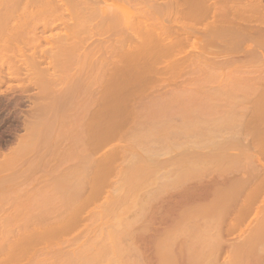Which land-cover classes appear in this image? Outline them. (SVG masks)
<instances>
[{
    "label": "rangeland",
    "instance_id": "1",
    "mask_svg": "<svg viewBox=\"0 0 264 264\" xmlns=\"http://www.w3.org/2000/svg\"><path fill=\"white\" fill-rule=\"evenodd\" d=\"M25 1L27 2V0H25ZM25 1L23 0V3ZM29 1L31 2V0H28V2ZM41 1H43V2H41ZM41 1L40 0H37V1L34 0V2H31V4H32L31 9L36 10L35 13L33 12V15L30 14L31 16H28V14H25V13L23 14L22 8H24V6H25L24 4H26V3H24V4L22 3L20 5V7L21 6L22 7L19 11V14L22 12L21 16L18 15L19 18L17 17L16 19H17V21H19V23L22 22L24 29L26 27L27 29L30 30L29 32H32L31 31L32 29L35 30V27L33 28L32 24L34 26H38V28L37 27L36 28L38 29V31H40L41 30L40 28L43 29L42 25L45 26L44 24L46 22L50 23L52 20L55 19L54 20L55 21V27L53 28V30L49 29V31L47 30L46 32H43V33H45V35L40 33V32H42V31H40L39 34H41L40 38H42V39L36 40L34 38V41L36 40V42H37V44H35V42H32L29 39V38H31L30 36L32 33L29 36V34H28L29 32L28 33L26 32L28 37H29V38H27L26 35L23 36V34H26L23 31L24 29L22 30L23 34L20 35L21 31L19 30L20 28L18 27L19 31L18 30L17 31L19 33V37L20 36L26 37V38H22V37L19 38L20 42H22V43H20V44L18 43V41H19V40H17L18 36H16L17 37L16 39L12 38L14 40V42H13V40L10 41V42H13L11 44L9 43L10 45L7 44L8 45L7 46L6 44H0V63L4 64L5 62H7V63L10 62V64H8V65L4 64V66H3V64L2 65L0 64V67L2 66L1 71H0L1 72L0 73L1 74L0 79L2 78L3 79L2 81H4V82H1L2 84L0 83V243H1L0 247H2V249H4L3 250L4 255H2V254H1L2 256L0 255V263L1 264H28L30 262V264H33L34 261L36 262L38 257H43L42 255L45 256V254L46 255L49 254L51 256V254H55V252L57 253L59 250L60 251L65 250V251H62V253L63 252L67 253L66 250L73 251L75 248H77L76 250H78L79 249L78 243H80L83 240V241H85V244H86V240L88 241L90 236H93V234L95 233V230L97 231L98 227H101V226L106 227V225L111 226L112 224H114V221L117 218L118 219L120 218L123 221L121 223L122 225H120L121 227L120 226L118 227L120 230L118 229L119 231L117 230V232L119 235L123 236V237L121 236L122 237L121 245L124 248H126V250H127L126 255H128V257L125 258V261L127 264H133V263H130V262L134 261L133 259H136L135 262L141 261V262H139L141 264H146V261H147V263L149 262V264H154L155 261H156L155 264H157V263L163 264L164 257L162 255H160V254H162L161 253L162 251L159 252L158 249L162 243H163L162 245H165V243H166V246H167V243L169 242V241L167 242V240H166L167 238H165L166 237L165 234L168 235V237H169L170 232L171 233L175 232L176 228H178L177 229V231H178L180 229V227L182 228V226L184 228L188 227V229H189V226L193 227V225H195V226L197 225V224H194L196 221H198L197 222L198 225L196 227H206L207 228L209 226L208 227L209 230H212L211 228L215 227V230L218 231L220 236H222L221 234H223L225 232L223 234L224 237L226 236L225 239L227 240L229 238L230 241L227 240L228 242H226V240H225V242H224V240H223L222 242H224V244H225V243H230L232 240H234L235 242L234 241L231 242L234 245H231V243H230L232 248H231V246L225 245L226 247L224 246L225 249L222 250L223 252H221V251L219 252L220 254L222 253L221 255H219L220 256L219 261H215V259L214 258L212 259V257H215V255L219 254V253L217 251V252H215L216 254L215 253L213 254V251L211 252L209 249L212 248L211 245H213L214 242L217 243L220 240V236L217 237L218 234H217V236L215 235L217 233V231L212 230L211 231L212 235H210V237H209L210 240L207 239L208 241L202 244L203 245V252H205L207 250L209 251V252L208 251L206 252L207 254L209 253L208 256L206 253L204 255V253L202 251H201V253H203V254L201 256L200 255L197 256L196 255V254H198L197 252H195V256H194V253L190 252L191 250L188 252V250L190 248L187 244H189V242L187 243V240L185 238H183V236L178 235L181 237H178V236L175 237L173 234L174 240L177 243L174 242V240L172 239L173 241L171 240L170 242H172V243L174 242V243L171 244L169 242L168 246H174L173 248L172 247L171 248L169 247V248L171 249L170 251L174 252V254L176 256V259H175L176 261H174L175 264L176 263L177 264H182V263L183 264H212L213 261H214L213 264H219V263L222 264V260L224 259V256H229V258H230L229 261L236 260L238 255L236 253L237 250H235V248H234L235 245L239 244L241 241H243L245 239L244 237H246L249 233L256 232V230L258 229V227L260 226V224L264 220V216H263L264 215V206H263L264 205V199H263L264 192H262V190L259 189L260 191H258V197L256 195L254 196L255 198L257 197L256 201L254 202L255 204H254L252 202V201H254L253 200L254 197L252 196L254 194L251 195L252 197L248 196V190L251 188V185H252L251 182H249V183H251V184H249L250 185L249 187H245L248 190L245 188H244L245 190L242 189V191L244 190L245 192H242L241 188L244 187L246 182H243L244 183L243 185H241V183L240 184L238 183L240 185V186L238 185L240 188L238 189L239 191L237 189L236 190L238 192L241 191L244 195L243 194L240 195L241 193L236 194V192H234L235 193L234 194L233 192H231L232 194H230L229 196L232 195L234 197L227 196V194L224 191L221 192L222 190L220 188H219L220 191H218V189H217L218 187L217 188H215V187L218 185L220 186V184L216 185L214 187L215 190L212 189L213 191L211 192L212 201H211V199L209 197L210 195H209L208 196L209 201L205 200V201H201L199 203V205H197V203L195 205V203H194L193 207H191L192 205H189V206L184 207V209L181 208L179 211L180 216H178L179 222L177 220L178 219L177 217H175V218H177L176 220L174 218L173 221H171L172 223L169 221V219L167 221V219L163 218V220L164 219L166 220V223L170 222L169 224L166 225L165 220L164 221L161 220L162 217L152 218L149 214H151L150 212L153 210L152 207L155 208L156 207L155 205L159 206V204H157V203H163V201L165 199H167V197H169L170 194L174 193L176 190L180 189V187L184 186V184H186V182L189 179L193 180L195 177L197 179L198 178L201 179L202 178L201 177L202 176L201 171H204V168L210 169L211 172L209 173V170L206 169L207 171L205 170V172L202 173V174H204L203 176L205 177L207 174L208 175L210 174V176L213 177V175H215V174H214V172L212 173V171H214V168L217 167V166L214 167L213 165L217 164L219 167H220V165H222L224 153L226 154L225 155L226 157L224 156V158H226V159L228 158L227 155H230V154L231 155H235V154L237 155L238 154L239 157L241 155V158H240L241 160L239 159V161L240 162L242 161L241 162L242 165L237 159V158H239L238 156L237 157L231 156L233 161L231 160V158L229 156V158H228V159H230L229 163H228V161H226V159H224V164H226V166L223 164L221 166L222 167L221 171H219L220 169L216 168L217 172L215 170V173L218 174V176H216L217 180L223 181L222 178H224V176H227L226 178H228L227 179L228 180L227 183H228L232 177L237 178V176L239 175L238 177L241 178L244 176L243 174L245 172L246 173L249 172V174L252 173V175H253V173H255L254 171H256V168L260 169L259 166L262 167L261 164H264V163H262V162H264V142L262 140V139H264V137H262L264 135V132H263V134H261V133L264 130V129L262 130V128H264V126H263L264 125V117H263L264 116L263 115L264 110L259 111V108H260L259 105L257 104V108L259 107L257 109L256 106H254V105H256V102L251 100V99H253V97H254V99L257 101L259 98H262V96H260V92H261V95L263 94V98L261 99L262 101L259 99L258 102L261 101L262 103L259 102V104H261L260 106H262V108H264V104H263L264 103V101H263L264 100V93L259 90V89H261L260 87H264V80H263L264 79L263 78L264 72L261 74H259V73L254 74L253 73V75H255V76H252V75L250 76L249 74L247 75V73L244 74V77L242 76L245 79L244 82H246L248 80L245 85H248L247 83H249V82H252V84H250V83L249 84L253 85V83L255 82L256 86H257V82L263 81V84L258 83L259 86H260V84H262V85L259 87L258 91H256V92H251V91L250 92H244L240 89L234 90L231 88H230V90L227 89L228 92H226L224 89H220V87H218L219 84L221 82H223L222 80L220 82L219 79H221V78L218 79L216 77L217 78L216 79L215 77H213L212 79H210V77H209V80H208V77L206 79V76H203V75L200 76L199 75L200 73H197V72H196V74L198 76L196 74H194V76H192V72L194 73V71L191 70L192 68L190 69L189 67L185 66V64L184 65L182 64L183 63V61H182L183 57L182 56H185V54H187V57L189 56L187 59H189L190 54L188 55V53L190 52V53L196 55V53H193V50H195L194 52H196V51L198 52L197 49H200L203 46V44H192V42L194 41L192 38V39H190L191 42L190 43L188 42L189 44L187 43L188 45H187V47H185L187 49L186 53L182 49L183 53H174L172 55V54H169L170 53L168 51L169 48L164 49V47H169V45L168 46L165 45L166 44V42H164L165 39L168 41L170 40L169 35L166 34L168 32V30H167L165 24L166 25L168 24V27H170V25L172 24L171 20L174 19L173 16L176 17V15L174 13H173L174 14L173 15L172 12L170 11L171 9L170 10L166 9L169 6L168 4H169L170 0H168V2L166 0H164V1L163 0H152V4H150L151 0H136L134 2H131L132 4L133 3L136 4V5H133L132 7H131V3L128 4V2H127L128 0H112L111 2L116 3V5L117 4L118 5L126 4L127 7H131V9L125 8V9H128V12H124L123 15L120 14L121 11H123V10H121V9H120L121 11L117 10V13L119 12V14H120L119 16L121 17L120 20L122 22H124L125 24L127 22H130V20H132V21L135 19L138 20V18H139V20L137 22H139L141 20L140 18H143L142 15L139 17V14H142L144 12L143 10L145 9V13H143V14L150 16V17H147L149 19L148 20L145 17V15H143L144 19L147 20V22H149V23L151 22L152 24L154 23L155 26H157L159 23V25H158V26H160V27H158L159 29H161L162 26L164 25L163 28H165L166 31H163L164 30L163 28L161 31L166 32V33H163V35H162V33L160 34L161 37H163V40L160 39V40H162V42L160 41L161 45L157 44L158 45L157 47L159 48V46H160L162 49V46H163V49H164L163 52L167 53V54H165V56L163 55L164 56V58H163V57H161V55L164 53H162V54L157 53L158 51H159V53H161L162 50L160 51L159 50L160 48L159 49L153 48V51H151L147 55L150 54L151 58H152V55L154 56L156 54L155 56H158V57L160 55L159 58L160 59L163 58V62L166 63L167 60L164 61L166 59V55L167 56L171 55L170 58H173V56H177L179 54L178 58L182 57V58H180L182 61V63H181L182 65H179V66H181V67L184 66L185 69L188 68L189 70H191V78H193L195 80H193V79L190 80V78L188 77V75L190 76V74L186 75L187 73L186 74L184 73V72H189V70L185 71L184 68L181 69V67L175 66L176 64L174 66L178 67L179 69L178 68L177 69L179 71L176 68H175L176 71H173L174 66L172 67L173 69L170 66H168V63L170 64V61H172V60H170L169 57H167L169 60L167 61L166 64H167L168 68L172 69L171 70L172 72L169 70L170 72L168 73V69H167V72L164 74L163 71L165 70V68L162 67V68H164V70L162 68H158V65H159V67L161 66L159 64V62L161 60L159 61V58L155 57V59L156 60L158 59V61L153 60L154 65L156 66V64H157L155 62H158V64H157V67H153V68H155L156 70L159 69L158 71L159 72L162 71L163 73H158V71H157L158 74H156L155 73L156 70H154L152 68L154 72L151 73V75L153 77L152 78L150 77L148 79L145 77V75L147 73H149L148 72V71H150L149 66H151L150 64H152L150 62H152V61L150 60V62H149V60H148V63H147L148 66H147L146 64H144L146 62V60H144L146 57H144V58L140 57L142 59L141 60L138 57V56H140V54H137L138 56L136 55L137 56L136 57L137 58V60H136V74L135 73L134 74L136 77H139L140 75L144 76L143 78L140 77L139 81H140V79H141V81H142V79H144L143 81H145L144 83H145V85H147V86H145L143 81L142 82L137 81L138 83H140V86L136 83L138 89L141 90L142 89L141 86L147 88L149 86L150 82L152 83L150 85L154 84L156 87L149 86L147 89L143 88V89H145L143 91V93L141 92L143 89L141 91L136 89V93L138 90L139 93H137V94L138 95L140 94L139 97H138V95H135V99L136 98L138 99V100L136 99V103L138 102L139 104H137V105L140 106L139 107L136 105L138 107V108H136V116L138 114L140 115L142 113L141 111H143L145 106H148L147 102L148 103L150 102V101H148V98H149V100H151L152 97L158 96L157 97L158 99L161 98L162 100H165V101L168 100L166 102L164 101V103H165L164 107L166 105V107H165L166 110L165 111L163 110V112H164L163 113L164 116L162 114V116H163L162 120L163 121H156L158 123L155 122V123H153V125L148 126V124L142 125L143 123L142 124L136 123V120H133L138 125H133L134 122L131 123L132 125H130V122H131L130 119L133 116L130 119L128 118L130 122H128V120H126L127 118H125V115L127 113L129 114V112H128L129 110H126V109H128L127 105L129 104L128 107L130 106V103H129L130 101H128V104L126 102L127 105L126 104H125V106L123 105L122 108L123 109L125 108L124 110L126 111L123 120L125 119L126 121L125 120L124 121L128 122L129 126L128 125L126 126V124H128V123H126L124 125L122 124V127L124 126L123 128L120 127L121 126L120 125L119 127L122 129H120V130L118 129L117 130L118 132L115 131V133H114V131H111L113 133V135L111 132H109V133H111L110 136L107 137V139L105 137V139H104L106 141V142L104 141L105 143H103V141H101L103 144L102 145L101 142L99 143L100 140L98 141V139H96L97 138V135H96L97 134V128H94L95 126L93 123H91V124L94 127L91 126V124L89 123L90 117H93L92 112H93L94 106H90L93 108L92 109L89 108V111H85L88 114V116H87V114L82 113L83 115H85L83 117H86V121L87 120L89 121V122L87 121L88 123L87 122L85 123V118L83 121H78L76 119L77 115H81V114H79V111H76V109L79 106H81V104H78V100H77V103H74V101H72V100H68V101L64 100L65 102L64 101L61 102L62 104H59V105L62 108V112H60V113H58V112L55 113L56 108H54L51 105L49 106L48 103L52 104L53 100L55 98L54 96L63 94L65 92V90H69L71 88V86L74 85V83H76V82L79 83V80H81V82L79 84L81 85L82 88H80L81 90L78 88V91L76 93L77 94L81 93L80 97L82 99L84 97L87 98L88 95L94 94L95 93L94 90L96 88H98L96 78H97V75H99V73L97 71L94 74L92 73V72H95L94 67H93V70L91 72V67L94 65V63L93 64H90V63L95 60V58H94L95 53L90 55L92 60H91V58H89V56H88L89 54H86V53H85L86 55L81 57V55H83L84 49L85 50L87 49V51H89L88 48L92 49L91 47L94 44V42H95V45H93V48H96L95 46H97V47L102 46V44L100 45V43L96 44V42H97L96 39L98 40V42L103 40L104 38L105 39L109 38L113 41L114 38H117L116 36H118V37L122 36V38H123L124 35H128L127 37L130 38L131 35H130L129 31H131V30H129L128 31L129 34H127L128 33V32L126 33L127 29H125L126 26H125V28H123L122 24L121 25H122L123 30L122 29L119 30L118 28H117V30L114 28L111 29L112 27L110 25L104 24L105 19H104V17L102 18L101 14H99V13L96 14L97 16H95V13L93 15L90 13L85 14V13L80 12L81 13V15H80V13L77 12V13H79V15H78V14H75L76 12H74L75 15H72V13H73L72 12L71 14L67 13V14H69V15H67L68 17L62 18V16L66 15L65 13H64V15L61 14L62 16H59V15L56 16V14L54 13L55 15H53V13L50 10L48 12L47 9L49 7V4L52 3L50 0H47V1H49V4H46V5H48L46 10H45L46 6L44 4V1L45 2H47V1L46 0H41ZM73 1H75V2H73ZM157 1H159L160 5L162 4L163 6H165L166 11H165V9H163L162 6L157 4ZM165 1L168 4H165L166 3ZM0 2H3V1L1 0ZM69 2H71V1H69ZM83 2H82V4H83ZM206 2L211 3L212 0H208V1L206 0ZM72 3H77V1L72 0ZM119 3H121V4H119ZM154 3H156V5H159L161 9L158 8L159 6H156ZM152 5L155 6V8H157V9L154 8L156 11L153 9L151 10V8H149ZM153 6H152V8H153ZM0 7H2V6L0 5ZM145 7H147V8H145ZM140 8L143 9L142 12L140 11L141 10ZM148 9L151 10L149 13H148V11H149ZM152 11H154V12H152ZM163 11H164V14H163ZM170 12H171V14H170ZM199 17L197 19L200 20L201 17L200 18ZM122 18L124 21L122 20ZM101 19L102 20L104 19L103 24L100 21ZM193 19H192V21H195ZM126 20H127V22H126ZM189 21H190V23L192 22L191 20H189ZM25 22H26V25L28 22V26L30 24V26H29L30 28L25 25ZM97 22H98V25H96ZM99 22H100V26H99ZM141 22H143V21H141ZM149 23H147L148 26H149ZM151 23H150V27L152 25ZM169 23H171V24H169ZM193 23H195V22H193ZM193 23H191V24H193ZM254 24H256V23H254ZM105 25H108L109 28H108V26L106 27ZM121 25H119L118 27L120 28ZM153 25H152V28H154ZM196 25L201 26V24H199V22ZM21 28H22V26H21ZM105 28H106V30H105ZM154 29H156V27ZM114 30H115V32H114ZM99 31H100V33L98 34ZM161 31L159 30V33ZM123 33H125V34L123 35ZM67 34H70L69 39L71 41H73V43L71 42L72 44L69 47L73 46L74 43H76V42H77V44H75L74 46L77 45L78 47L77 46L76 47L78 49L80 46V50H78V51H82V52L77 51L78 54L80 55L79 56L80 59H79V57H77L78 54H75V53L73 55L74 57L71 58L73 52L70 50L69 51L71 53L68 50L64 51L67 54L66 55L65 53H63L62 49L60 48L61 47L60 44L58 45V43H59L58 41H60L64 37H66ZM116 34H118V35H116ZM32 35L34 37V34H32ZM71 35H72V37H71ZM100 35H102V36L99 37ZM104 35H105V37H103ZM129 35H130V37H129ZM167 35H168V39H167ZM138 36L139 35L136 34L137 40L141 39V38H139L141 36H139V37ZM33 37H32V39H33ZM67 37H68V35H67ZM133 37L134 36H132L131 39ZM202 37L204 38L205 36H201V38ZM101 38H103V39H101ZM124 38H126V36ZM134 39H135V37H134ZM134 39H132L130 42L128 41L130 39L126 40L128 42H126L125 46L128 47V50L130 48H132L131 46L134 45V43H133ZM204 39L207 40V38H204ZM15 40H17V42ZM206 40H203V41H206ZM74 41H76V42H74ZM203 41L201 40V42H203ZM137 42H136V44H137ZM201 42H199V43H201ZM14 43H16V44H14ZM38 43H40V44H38ZM140 44L141 43L139 41V45H137L136 49L141 47ZM2 45L5 47H1ZM17 45H19V46L17 47ZM89 45H91V47ZM149 45H151V44H149ZM178 45L179 44H177L176 46H178ZM181 45L182 44H180L178 47H180ZM183 45L185 46L186 44H183ZM193 45H195V46H193ZM196 45L198 47L199 46L200 47L198 48ZM219 45L221 46L223 44H219ZM219 45L214 44V46H212V44H210L209 46H212V47H214L213 49H215V48H218ZM35 46H39L40 48L36 47V49H34ZM81 46L84 47V48H82V50H81ZM209 46H208V48L210 49L211 47H209ZM127 47H126V50H127ZM134 47H135V45H134ZM178 47H174V44H173V49L177 48L178 50L179 49L181 50V47L184 48L183 46H181L180 48H178ZM206 47H207V45L204 48H206ZM3 48H5V49H3ZM1 49H2V52H1ZM17 49L19 51H16ZM37 49H40V51L38 50V52H37ZM60 49H61V51H60ZM154 49H156L157 52H155L156 50H154ZM166 49L168 52L167 51L165 52ZM213 49L211 48V50H213ZM23 50H24V52H21ZM32 50L34 52H32ZM41 50H43L46 53H43ZM73 50L75 52L76 49L73 47ZM137 50H139V49H137ZM137 50H136V53H137ZM216 50L217 49L214 50V53L216 52ZM218 50H220V49H218ZM26 51H27V53H25ZM49 51H50V53H49ZM54 51H56V52H54ZM59 51H60V53H59ZM175 51H173V52H175ZM200 51L201 50H199V52L197 54H199ZM39 52L42 53V55H41L42 57L40 56ZM51 52H52V54L56 53L55 57L53 55L54 58H52V56L49 57V54H51ZM1 53H2V55H1ZM23 53L26 55H24ZM36 53L38 54L37 59L39 60V63L41 64V65L38 64V68L40 71H43V69L45 70V72L47 71L46 73L42 72V73L46 74L45 75L46 78L42 79V77L41 78L38 77L39 78L38 79L36 77V75L37 76L39 75V74H37V71L35 70V73H34L32 66L31 67L29 66L30 65L29 61H31V58H33L34 57L33 55H36ZM62 53L64 54V56H62L63 55ZM69 53L71 54V56L68 57V55H70ZM103 53H104V51H103ZM103 53H102V55H103ZM212 53H213V51L211 52V54ZM256 53H257V55L254 54V56H256V57L258 56V60H259L261 55L264 56V50L261 51V49H260ZM3 54H4V56H3ZM5 54L7 55V58H5L6 57ZM17 54L18 55L20 54L18 56V58H17ZM100 54H101V51L99 54H95L96 55L95 57L97 58ZM105 54L103 55L104 58H106L108 56L109 58L107 57V59H109L110 61L116 60V59H114V56H112V52H110L108 55H107V53H105ZM175 54H177V55H175ZM211 54L208 55V53H207L208 56H211L210 58H214L217 55V54L216 55L213 54L214 56L212 57ZM11 55L13 57L12 62H11V59L8 60V58H12ZM23 55L25 57H23ZM47 55H48V57H47ZM29 56L30 57L32 56V57L29 59L28 58ZM39 56H40V58L45 57L44 58L45 62H44V59H40ZM131 56H133L132 59L135 57L134 55H131ZM14 57H15V59H17V61L14 59ZM67 57L70 60L69 62H66V61H68V60H66V59H68ZM76 57L78 59H76ZM87 57L91 60V61L89 60V63H88ZM112 57H113V59H112ZM148 57H147V59L150 58V57L149 58ZM217 57L219 58L218 55H217ZM74 58L76 61L74 60ZM83 58H85V59L87 58V60H85V62H84ZM100 58L102 59V56ZM100 58L98 60L97 59L96 60L99 61V60H101ZM123 58H124V56H123ZM129 58L130 57L128 56V59ZM249 58L253 59L255 57L252 56ZM63 59L66 60L64 63H67V65L62 63ZM81 59H82V64L78 63V61L80 62ZM124 59H125L124 61H126V58H124ZM187 59L185 58L184 62H186ZM22 60L26 61V62H23ZM131 60H129V62ZM175 60H177V59L175 58ZM215 60H218V59H215ZM27 61H28V64H27ZM42 62H44V63H42ZM49 62L50 63L53 62V67H52V64H50ZM163 62H160V63H163ZM178 62H179V60H178ZM243 62H247V61H243ZM171 63H173V62H171ZM238 63L239 62L234 64L235 68L237 65H238V67L241 66V65H239L241 62L239 64ZM79 64H81L80 65V67L82 66L81 68L76 66V65L79 66ZM166 64H164L165 67H166ZM244 64L246 65V63H244ZM251 64L252 63H249V65L248 64L247 65L250 66ZM12 65H15V66H12ZM98 65H99V63H98ZM144 65H146L148 68V71H146V72L144 71L145 73L142 72V69L146 70V66H144ZM11 66L15 70H11L12 68L11 69L9 68ZM143 66H144V68H143ZM231 66H233V64ZM18 67H20V69H18ZM27 67L28 68L30 67L29 68L30 70H28ZM41 67H42V69H41ZM47 67H48V70L46 69ZM88 67H90V68H88ZM81 69H83L84 71L83 70L81 71ZM160 69H161V71H160ZM18 70H20V71H18ZM52 70H54V71L56 70L55 72H57V74H59V77L64 78V79H60L59 77L58 78L57 77L52 78V76L57 75L55 72L53 75V72H50ZM86 70L88 73H86ZM180 70H182V71L180 72ZM7 71L11 72V73H9V76L7 75L8 74ZM14 71H17V73L20 74V76L17 74L14 77V74H12V73H14ZM77 72L79 74H81V72H82V74H84V75H80V77H81L80 79L78 78L79 75H77V74H76V76H73L74 75L73 73H77ZM31 73L33 75H31ZM42 73H40V76H42ZM48 73H49V75H47ZM15 74H16V72H15ZM51 74H52V76L50 78ZM125 74H124V77L122 76L123 80L126 76ZM30 75H31V78L33 76L32 79L30 78ZM183 75H185V76H183ZM245 75H247L246 78H245ZM100 76H102V75H99V77ZM108 76L109 75H106L105 77L108 78ZM146 76L148 77L150 75H146ZM259 76H261V77L259 78ZM70 77H75V78H77L78 81H76V79L74 80L73 78L71 80ZM167 77L169 79L171 78L170 84H172L173 82L175 83V85H173V87L171 85L170 86L167 85L169 83L166 81ZM197 77H202V78H198V82L196 83L194 81H196ZM239 77H241L240 74H238V76L234 77V79L237 78V80L235 79L236 82L239 80L238 79ZM242 77L240 78L241 80H242ZM247 77H250V78H247ZM34 78H35V80H34ZM36 78H37V81H36ZM68 78H70V79H68ZM106 78H102V79L106 80ZM163 78L165 79L166 82L162 83L161 81H164ZM184 78L187 79L188 81L185 80ZM203 78H205V79H203ZM50 79H53V80L55 79L56 81L58 80L57 82L55 81L56 85L59 84V85H57L58 87H56L53 80L51 81ZM200 79H201V81H200ZM33 80L36 82L33 83L34 82ZM49 80H50V82L53 83L52 85L49 82ZM61 80L63 81V84L61 83L62 82ZM84 80H85V82H84ZM136 80H138V78H136ZM174 80H176V82ZM146 81L147 82L149 81V83L146 84ZM192 81L195 83L194 85H192L193 89L190 86V83ZM224 81L227 82V80H224ZM39 82H41L42 86L41 85L40 86L42 87L43 90L41 89L40 86H38L40 84ZM177 82H178V84H177ZM82 83H84V84H82ZM160 83H162L161 88H160V85H161ZM187 83H189V84H187ZM255 83H254V85H255ZM35 84H37V85L35 86ZM163 84L167 85V86L165 85L166 88L163 86ZM184 84H186V85L184 86ZM239 84H241V83L238 82V85ZM180 85H182L181 86L182 89H180ZM187 85L189 88H187ZM242 85H243V83H242ZM245 85H243V86H245ZM45 86L48 88L46 89ZM50 86L52 87V89L56 88V90H58L59 92L55 91V90H53L54 92H51L52 89L48 90ZM53 86H55V87H53ZM183 86L186 87V89L184 88V90H183ZM212 86H214V87L212 88ZM170 87H172V88H170ZM174 87H175V90H174ZM217 87H218L217 90H222V91L215 90V88H217ZM39 88L42 90L41 92L39 91L40 90ZM59 88H61L62 91L59 90ZM64 88H67V89H64ZM149 88H150V91L152 88H154V89L157 88V89H160L162 91L155 89L156 93H154V90L152 89V91L148 93L147 90H149ZM165 89H167V90H165ZM169 89H171V91ZM189 89H191V90H189ZM211 89H213V90H211ZM79 90H80V92H79ZM172 90H174V91H172ZM232 90H233V93H232ZM43 91H45V92H43ZM47 91H48L49 95H48ZM95 91H97V89ZM163 91L166 93H164ZM168 91H170V92H168ZM207 91H209V92H207ZM91 92H93V93H91ZM145 92L149 95H147ZM36 93L37 94L42 93V94L37 95ZM158 93H161V94L159 95ZM234 93H236V94H234ZM243 93H245V95ZM246 93L249 94L250 96H248ZM35 94H36V96H35ZM141 94L147 95L146 96L147 99L145 98V95L143 97V100L146 103L142 100L141 97L143 95H141ZM164 94H167V95H164ZM253 94H255V96ZM258 94H259V96L257 97ZM163 95L165 96L164 98H163ZM32 97H33V100H34V98L36 99L37 105H35L33 103V102H35V100L33 101ZM133 97H131V98H133ZM39 99L42 101H40ZM135 99L133 98V100H135ZM2 100H3V103H2ZM250 100L253 103H251ZM43 101H45V102L43 103ZM70 101H72V102H70ZM84 101H85V99H84ZM41 102H42V104H41ZM254 102H255V104H254ZM32 103L34 104V106ZM136 103H134V104H136ZM143 103H144V105H143ZM44 104L46 106L45 108H43ZM77 104L79 106L76 108ZM205 104H207V105H205ZM39 105L43 109L40 108ZM47 105H48V107H47ZM169 105L173 108H171ZM167 106H168V109H167ZM30 107H31L32 111L30 110V112H29ZM32 107H34L35 109ZM37 107L40 108L41 110H39ZM131 107L132 106H130L129 108L131 109ZM141 107H143V109ZM155 107H154V109L156 110ZM169 107H170V109H169ZM252 107L254 110L252 109ZM17 108H18V110H17ZM37 109L39 112V113L38 112L37 113L39 115H37V113L34 115V113L36 112L35 110H37ZM256 109H257V111H259V114H260V112H261V114L263 113L262 114L263 116L261 114H260V116L258 115L259 117L262 116L263 119H261V120L259 119V121H258V119H257L258 117H256L255 118L256 121H258V123H259L260 121L262 122V120H263V122L260 123L259 126H258V123H254L255 127L257 125L256 128L254 126L253 127L252 126H246L247 124H249V122H250V124H252L253 122L250 121V119H247V120H249L248 123L247 122L243 123V122L247 121L246 118H249V116H250V118L251 117L253 118L254 113L252 115V113H251L252 110L254 112H256V115H257L258 112L256 111ZM91 110H92V112H91ZM95 110H94V112H95ZM171 110H172V112H171ZM260 110H262V109H260ZM22 112H23V114H22ZM40 112H42V113H40ZM90 112H91V114H90ZM131 112H133V111H131ZM26 113L28 116H26ZM28 113H30V114H28ZM31 113H33L34 116ZM170 113H172V114H170ZM174 113H177V114H174ZM72 115H74V116H72ZM169 116H170V119H169ZM88 117H89V119H88ZM175 117H176V119H175ZM33 118H34L35 123H33L34 122ZM164 119L166 120V123H168V124H166L167 126L162 127L163 128L162 129L160 127L165 124ZM255 119H254V122H255ZM24 120H26V121L24 122ZM36 120H37L38 124H37ZM251 120H253V119H251ZM27 121H30L31 123H29ZM174 121H175V123H174ZM15 123H16V125H15ZM169 123L171 125H172V123H174L173 124L174 126L169 125ZM154 124H156L155 126L156 127L158 126L160 129L155 130L156 127L154 126ZM158 124H160L161 126H159ZM244 124H245V126H244ZM23 126H25V127H23ZM150 126L155 127V128L153 127V129L156 132H154V131H153L154 133L152 132L155 135L149 133L150 132L149 131ZM242 126H244L246 129H244ZM26 127H28V128L26 129ZM114 128L117 129V127H114ZM250 128H252L253 130L255 129V130L253 131ZM100 129H102V128H100ZM150 129H151V127H150ZM102 130H103L102 134H104L105 130L104 129H102ZM110 130L108 129V131H110ZM241 130H242V132H241ZM245 130H246V132H245ZM257 130H258V133H257ZM259 131H260V133H259ZM208 132H209V134L210 133L211 134L214 133V134H212V135L208 134L207 135ZM219 132H221V133L217 134ZM236 132H238V133H236ZM247 132L249 133L248 135H246ZM106 133H105V136H108L109 133L107 135H106ZM226 133H228V134H226ZM22 134L25 135V137H24V135L22 136V137H24L23 138L24 140L20 137ZM222 134L224 135V138L222 137L223 136ZM235 134H236V136H235ZM255 134H258V135H255ZM135 135H136V147H134L133 142L131 140ZM218 135L220 136V138L222 137L221 138L222 141L220 138H218ZM252 135H255L257 138L255 136H252ZM204 136L205 137L214 136V137L206 138L207 139L206 140L204 138ZM228 136H229V138H228ZM246 136H247V138H245ZM250 136H252L251 137L252 139H253V137H255V141H256L255 143L252 141L251 138H249ZM98 137H99V133H98ZM100 137H101V133H100ZM108 138H109V140H108ZM225 138H227V139H225ZM260 138H261L262 143L260 142ZM203 139L208 142L207 144H209V146H212V142L208 139H212V141L215 140L213 143V146L216 144V146L218 145V147L215 146V148H216V149L214 148L215 150L214 149L210 150V147L206 146L207 144L206 145L204 144L206 147H208V149H206V147L204 145H200V142L204 141ZM19 140H21V141L19 142ZM226 140L229 142L230 147L227 145L228 148H223V146L226 147V145L224 144V141H226ZM232 140H235V141L232 142ZM195 141L197 142L198 146L200 145V147H198L195 144ZM209 141H210V143H209ZM218 141L219 142L221 141V142L219 143ZM234 142L238 146H236L234 144ZM221 143L224 145L221 146ZM256 143H257V145L255 146L254 144H256ZM232 145H234V146H232ZM202 146H204V148H202ZM213 146H212V148H213ZM254 146H255V148H254ZM221 147L223 149H227V150L229 149V152H231V153L229 154V152L227 151L228 152V154H227L226 150L219 149ZM231 148H233V149H231ZM236 148H238V149H236ZM239 148H241V149H239ZM245 148L246 149L249 148V149H247L249 151H248V153L246 151V154L244 153L246 150ZM150 149H153V151H150ZM209 150L210 151L213 150L212 153L210 152V156H211V154H212V156L217 155V156H215L214 160L217 158H221V161H220V159H217L218 163H217V161L213 162L214 161L212 159L213 157L212 158L210 157L211 159L209 158V155H208ZM156 151H158V152H156ZM223 151H224V153L221 154L222 156H220V153H222ZM151 152H153V153H151ZM154 152L156 154H154ZM213 152H214V154H213ZM215 152H216V154H215ZM249 152L251 153L250 155H249ZM152 154H154V155L152 156ZM218 154H219V156H218ZM135 156H136V166L142 167L144 165L145 167L148 168L147 172H145L146 175H144V176L142 175L140 180L136 181L135 191L129 190V187H128V189L125 188L126 190L124 189L123 191H121L120 195L127 196V197H126V199L122 198V200L120 199L121 201L116 202L115 198L113 199V197L115 196V194H117L116 193V187L118 184H120V181L122 180L121 178H123V177H121V175L123 176L122 171L125 170L127 168V166L132 164V160H134ZM205 156H207L210 160H208L207 157L205 158ZM151 158L154 160H152ZM200 158H203L204 161H203V159L200 160ZM234 158H236V159H234ZM243 158H244V160H243ZM256 158H257V160H256ZM105 159L106 160L108 159V161L106 162ZM197 159H199L198 161H200V162L203 161L206 163L205 166L202 165L204 168L202 167L203 170H200V173H198L199 171L197 170V168H198L197 166L200 164L199 165V167H200L203 162L198 163ZM211 160H213V161H211ZM234 160H236L237 163L234 162ZM246 160H247V162H246ZM251 160H254V161H251ZM104 161L106 163H104ZM207 161H208V163L210 162V163H214V164H209V166H208ZM219 162H221L220 165H219ZM227 163H228V165H227ZM255 164H256V166L258 165V167H256ZM148 165L151 166L152 170H150V166H148ZM211 166H213L212 167L213 170L211 169ZM241 168H243V169H241ZM232 169H234V170H232ZM237 169H238V171H237ZM149 170H150V172H149L150 174L148 173ZM194 170L195 171L197 170V173ZM231 170L234 172L230 173V172H232ZM151 171L152 172L154 171V172L151 173ZM235 171L237 172V174ZM226 172L228 174L230 173L229 174L230 176L227 175ZM219 173H221V174H219ZM225 173H226V175H225ZM222 174H223V176H222ZM220 175H221V177H219ZM246 175H248V174H246ZM252 175H250V176L252 177ZM210 176H207V177H209V179H211ZM187 177H189V179ZM216 177L214 176V178H216ZM251 177H249V178H251ZM156 178H159V179H156ZM185 178H187V179L185 180ZM205 179L207 180V178H205ZM239 179H238V182H239ZM182 180L184 181V183H182L183 182ZM191 180H189V181H191ZM247 180L249 181L248 177H247ZM256 180L257 179H254V180L252 179L254 184H255ZM230 181H232V179ZM227 183H226V185L221 184L224 186L223 190L226 187L229 188L231 186L230 184H232V182H230V183H228V186H227ZM263 183L264 182H262V183L259 182V185H262V187H263L264 186ZM257 184H255V185H257ZM233 185L234 184H232V186ZM259 185H257V186L260 187ZM223 186H220V187H223ZM234 186H233V188H234ZM241 186H243V187H241ZM177 187H179V188H177ZM237 187H235V188H237ZM262 187H260V188H262ZM216 189L218 191L217 193H215ZM231 189H232V187H231ZM251 190H253V187L251 188ZM257 190L258 189H255V191H257ZM263 190H264V188H263ZM227 191H230V190H227ZM232 191H234V189ZM253 192H254V190H253ZM259 192H260V195H259ZM168 193H169V195H168ZM219 193H222V194L219 195ZM128 196H130L132 198H136V204L133 203L134 201L133 202L130 201L128 199L129 198ZM216 197H218V198H216ZM224 197H226V198H224ZM240 197H242V199ZM248 197H250V198H248ZM227 198H228V200L230 198L232 200H230V201L225 200ZM160 199H161V201H160ZM247 199H251L250 203L253 206V208H255L257 205L259 207L261 206V208H259L258 206H257L258 208L257 207L255 208L256 210L260 209V212L258 211L259 215L255 214L256 213L255 209H254L255 212H253V208L251 209L252 206H249L246 209V206H245L246 204L243 205V203L245 200H246L245 202H247ZM218 200H219V202H218ZM233 200H234V203H232ZM110 201H112V202H110ZM109 202H110V204L112 203V205H110ZM228 202L231 204L229 206L230 208L228 207ZM117 203H118V205H117ZM122 203H124V204L122 205ZM131 203L135 204V205L129 206ZM146 203H148L149 205H147ZM226 203H227V207L222 205V204L226 205ZM248 203L249 202H247V204ZM113 204H115V205H113ZM145 204L147 207L144 206ZM109 205L112 207H110V208L107 207ZM203 205L207 206L208 209L206 210V208ZM248 205H250V204H248ZM105 206H106V208H105ZM148 206H149V208H148ZM208 206H211V207H208ZM202 207H204V208H202ZM235 207L236 208L240 207V208H239V210L237 209V211H236ZM242 207H244V209L247 210L246 215H242V216H244V218L246 216V219L242 218V216H241V218L244 219L245 221L238 223V221L240 220L239 215H241L239 213L240 212L245 213L243 211L244 209H241ZM196 208L199 210L197 213H199V212L201 213L202 211H203V213H201V214L194 213L197 210ZM210 208H213V212L215 215L211 212L210 213L212 215L210 213L204 212V211L209 212L211 210ZM187 209H188V211H187ZM201 209H203V210L200 211ZM215 209L217 211H220V209H221V211L218 213ZM227 209L228 210L231 209V210H229L230 212L228 211L229 213H231L230 214L231 216H228L229 214L228 215L225 214L227 212L226 211ZM248 209H251L250 211L253 213H251ZM190 210L194 213V216H193V213H190L191 212ZM233 211H234V213H233ZM247 212H248V214H247ZM184 213H186V215L181 216ZM205 213L208 215L210 214L211 216L207 215V217H206V215L204 216ZM187 214H188V216H187ZM202 214L204 217L202 216ZM235 214L236 215L239 214L238 215L239 217H237ZM199 215H200V217H199ZM201 216H202V218H201ZM197 217H198V219L200 218L201 220L199 219L200 220L199 221L198 219H195ZM221 217H222V220H220ZM180 218H182V219H180ZM185 218H186V220H185ZM203 218L208 219V220H204ZM211 218H215L214 220H216V222L215 221L214 222L217 224H215ZM230 218H231V220H230ZM232 218H234L233 219L234 221L232 220ZM237 218H239V220ZM157 219L159 222L161 221V223H158V221H156ZM209 219L212 220L211 221L212 224H211ZM236 219L238 221H236ZM151 220L154 222V224L156 222V224L154 225ZM180 220H181V223H180ZM162 221L165 224H163ZM201 221H202V224H201ZM182 222L183 223L185 222L184 225ZM186 222L187 223L189 222V223L187 224ZM203 222L204 223H210V225H207V224L203 225L204 224ZM124 223H125V225H123ZM4 224H9L10 226L5 227L7 225H4ZM179 224H181L182 226ZM189 224H191V225H189ZM160 225H162V226H160ZM201 225H203V226H201ZM214 225H216V226H214ZM249 225H251V227ZM155 226L156 227L159 226L157 233L155 232V231H157V230H155V228H156ZM220 230H222V232L224 230V232L221 233ZM245 230H247L246 233H245ZM119 232H121V233H119ZM123 232H125V233L123 234ZM152 232L156 233V234L154 235V238L151 239V241H152L151 245L149 244L150 247H149V250H147L146 248L149 245L147 246L148 243L146 244V241H144L143 238L148 236V234L150 235V233L152 235ZM164 232H165V234H163ZM243 233H244V235H242ZM34 235H36V236H34ZM152 236H150V237L152 238ZM16 237H18V240H21L22 243L19 244L18 247L15 248V246H17V245L15 243L16 241H14L13 239H15ZM31 237L32 238L34 237V238L32 239ZM150 237L149 238L146 237V238H148L150 240ZM28 238H30V239H28ZM160 238L162 239V241H165V243L162 242ZM171 238H173V237H171ZM171 238H168V239H171ZM182 238H183V240H182ZM218 238H219V240L217 241ZM10 239H12V241H14V243H15V245L13 244L14 245L13 249H12L13 245L11 246V249L8 247L10 242L8 244L7 241ZM213 239H216V240H213ZM15 240H17V238ZM149 240L147 242H149ZM211 240H213V241H211ZM154 241H155V243H154ZM238 241H240V242H238ZM178 242H180L182 244L181 247L179 246L180 243L178 244ZM211 242H213V243H211ZM140 243L142 245H143V243H145L146 247H144V245L142 246ZM157 243H161V244L157 245ZM185 243H186V246H185ZM208 243L210 245H208ZM215 243H214V245H215L214 247H216V245H217ZM87 244L89 245V242ZM153 244H155V245L153 246ZM156 245H157V248H156ZM204 246H205V248H204ZM208 246H209V248H208ZM178 247L183 248V249H184V247L189 248L188 250L186 248L184 250L182 249L183 255L180 254V257L183 258V261L181 259V262L179 261L180 257H178L179 252H177L178 250H180ZM166 248L169 250L168 247H166ZM166 248H164V249H166ZM176 248H177V250H176ZM226 248H228V249H226ZM230 248H231V252L234 248L233 251L235 253L232 252L233 254H231L230 252H228V251H230ZM71 249H73V250H71ZM141 249L143 250V252H141L142 251ZM161 249L162 248H160L159 250H161ZM172 249H174V250H172ZM0 250H1V248H0ZM155 250H156V253H155ZM227 252L230 254H227ZM138 253L140 255H138ZM180 253H181V250H180ZM190 253L191 254L193 253V254L191 255ZM185 254L188 256H186ZM224 254H226V255H224ZM37 255H39V256H37ZM49 255H47V256H49ZM230 255H232V256H230ZM233 255H235L236 258ZM141 257H142V259H140ZM34 258H36V260H34ZM177 258H178V261H177ZM225 258L228 259V257H225ZM131 259L133 261H131ZM187 259H188V262H187ZM227 259H224V262H227L228 261ZM160 260H162V261H160ZM225 260H227V261H225ZM229 261H228V264L230 263ZM138 262H136V264H138ZM216 262H218V263H216Z\"/></svg>",
    "mask_w": 264,
    "mask_h": 264
},
{
    "label": "bare ground",
    "instance_id": "2",
    "mask_svg": "<svg viewBox=\"0 0 264 264\" xmlns=\"http://www.w3.org/2000/svg\"><path fill=\"white\" fill-rule=\"evenodd\" d=\"M1 1V0H0ZM3 2H0V5L2 6V7H0V44H11V43H13L14 42V40L13 39H16L17 37L16 36H18V38H17V40H19V38H26V37H23V36H27V38H29L28 37V35H27V33L30 31L29 29H27L26 27H25V29H24V27H23V25H22V22L21 23H19V21H17V17L19 18V16L18 15H20L21 16V13L19 14V11H20V9H21V7H20V5L23 3V0H2ZM25 1V0H24ZM37 1V0H36ZM41 1V0H40ZM47 1V0H46ZM52 3H50L49 4V1H47V2H45L44 1V4H45V10H46V8L48 7V5H46V4H49V7H48V12H49V10L53 13V15H55L56 14V16L57 15H59V16H62L61 14H63L64 15V13L66 14V15H64V16H62V18L63 17H68L67 15H69V14H71L72 12V15H75V14H78L79 15V13L81 12V13H90V14H93L94 15V13H95V16H97L96 14H101V17L103 18L104 17V19H105V23H104V19L102 20H100L101 22H102V24L104 23V24H108V25H110L112 28L111 29H116L117 30V28L120 30V29H122V25H123V28H125V26H126V28L125 29H127L126 30V33L129 31V30H131V31H129L130 32V35H131V37L132 36H134L135 37V39H134V37L132 38V39H134L133 41V43H134V45H135V47H134V45L133 46H131L132 48H130L129 50H128V47L127 46H125L126 45V42H130L132 39H131V37H130V35H129V37L130 38H128L127 36L128 35H124L125 33H123V38H122V36L121 37H118V36H116L117 38H114L113 39V41L111 40V39H109V38H101V39H103V40H101V41H99L98 42V40L96 39V41L98 42H96V44H99L100 43V45L102 44V46H99V47H97V46H95L96 48H93V45H95V42H94V44L92 45V47H91V45H89L92 49H90V48H88V50L89 51H87V49L85 50L84 49V52H83V55H81V57H83L84 55H86V54H89L88 56H89V58H91V54H99L100 53V51H101V54L96 58L95 56V54H94V58H95V60L97 59H99L101 56H102V59L101 60H99V61H92L90 64H93L94 63V65L91 67V72H92V70H93V67H94V70H95V72H92L93 74L94 73H96V71L99 73V75H102V76H100L99 77V75H97V78H96V82H97V84H98V88H96L97 89V91H95L94 90V94H92V95H88L87 96V98L86 97H84L83 99L80 97L81 96V93H76L77 91H78V88L80 89V88H82L81 87V85L79 84L80 82H81V80H79V83H74V85L73 86H71V88L69 89V90H65V92L63 93V94H61V95H57V96H54L55 98H54V100H53V103L52 104H49L48 103V105L50 106H53L54 108H56V111H55V113L56 112H58V113H60V112H62V108H61V106L59 105V104H62L61 102H63L64 100H66V101H68V100H72V101H74V103H77V100H78V104H81V106H79L78 104H77V106H76V111H79V114H81V115H77L76 116V119L78 120V121H83L84 120V118H85V123L88 121H86V117H83V116H85V115H83L84 113L85 114H87L85 111H89V108H93V107H90V106H94V109H93V112H92V110H91V112H92V116L93 117H90V119H89V117H88V119H89V123L91 124V123H93L94 124V126L91 124V126H93L94 128H97V138L96 139H98V141H99V143L101 142V141H103V143H105L106 141L104 140L105 139V137H106V139H107V137H109L110 136V134L112 133L111 131H114V133H115V131L116 132H118L117 130L119 129H122L123 127H122V124L124 125V124H126V123H128V122H130V125H132L131 123H133L134 122V124L133 125H138V124H136V123H140V124H142V125H147L148 124V126L149 125H153V123H155L156 121H163L162 119H163V116H164V112H163V110L165 111L166 109H165V107H166V105H165V107H164V101L165 100H162L161 98L160 99H158L157 97H152V99L151 100H149V98H148V101H150L149 103L147 102V104H148V106H145L144 107V109H143V107H141L142 109H143V111H139L141 114L139 115H137L136 116V108H138L137 106H139V105H137V104H139L138 102L136 103V99H135V95H138L137 93H139L138 92V90L139 91H141L143 88H145V87H143V86H141L142 87V89L140 90V89H138V87H137V85H136V83L140 86V83H138L137 81H139V78L141 77V78H143L144 76H142V75H140L139 77H136L135 76V74H136V60H137V54H140V56H138L139 58L140 57H142V58H144V57H146L144 60H146V62L144 63V64H146L147 66H148V60H149V62H150V60L152 61V62H150V63H152V64H150L151 66H149V70L151 71H148V68H147V66L146 65H144V66H146V70H143L142 69V72H146V71H148L149 73H147L146 75H150V76H146L145 75V77L146 78H152L153 76L151 75V73H153L154 71H153V69L154 70H156L155 68H153V67H157V64H158V62H155V63H157L156 64V66L154 65V61L153 60H155V61H158V59L156 60L155 59V57H158V56H153L152 55V58H151V55L149 54V55H147L148 53H150L151 51H153V48H158L157 46L158 45H161V43H160V41L162 42V40H163V37H161V33H162V35H163V33H166V32H163V31H166V29L165 28H163V26H162V28L164 29L163 31H161L162 30V28L161 29H159L158 27H160V26H158L159 25V23H158V25L157 26H155V24L153 25L151 22V24L153 25V27L155 28L156 27V29H154V28H152V25H151V27H150V23L149 22H147V20H145L144 19V16L143 15H145V17L147 18V17H150L149 15L147 16L146 14H143V13H145V9L143 10V9H141L140 11L142 12V10L144 11L142 14H139V17L142 15V17L143 18H140L141 20L139 21V22H137L138 20H139V18H138V20H130V22H127V20H126V24L124 23V22H122L121 20H120V14H124V12H128V9H125V8H130L131 9V7L133 6V5H136V4H132L131 2H134V1H136V0H128L127 2H128V4L129 3H131V7H127V5L126 4H123V5H116V3H114V2H111L112 0H76L77 1V3H72V0H50ZM69 1H71V2H69ZM83 2V4H82V2ZM130 1V2H129ZM164 1V0H163ZM167 2H168V0H166ZM165 1V2H166ZM208 1V0H207ZM31 2H34V0L32 1L31 0ZM31 2L29 1L28 2V0H27V2L25 1L24 3H28L27 5L26 4H24L25 6H24V8H22V10H23V14L25 13V14H28V16H31L30 14H32L33 15V12L35 13V9H31ZM39 2V1H38ZM41 2H43V1H41ZM73 2H75V1H73ZM79 2V3H78ZM156 2V1H155ZM165 3V4H168V3ZM206 0H170L169 1V6H168V8H166V9H168V10H170L171 12H172V14L174 13L175 15H176V17L175 16H173V20H171V23H169V24H171L170 25V27H168V24L166 25L165 24V26H166V28H167V30H168V32L166 33V34H168L169 35V37H170V42L168 41V40H166L165 39V41L164 42H166V44L165 45H169V47H164V49L165 48H169V54H174V53H183L182 52V49H183V51L186 53V51H187V49L185 48V47H187V45L191 42L190 41V39H192L193 38V42H192V44H203V48L201 47L200 49H197L198 50V52H199V50H201L200 51V53L199 54H197L198 52L196 51V52H194L195 50H193V53H196V55L195 54H192V53H190L189 51V53H188V55L190 54V58L189 59H187L188 57H187V54H185V56H182V57H180V58H182V61H183V63H182V61H181V59L180 58H178V56H179V54L177 55V54H175V55H177V56H173V58L175 57L177 60H175V58L173 59V58H170L171 57V55H169V56H167L166 55V59L164 60V61H168L169 59L167 58V57H169L170 58V60H172V61H170V64L168 63V66H170L171 68L175 65V66H179V65H184L185 64V66H187V67H189L191 70H193L194 71V73L192 72V76H194V74H196V72L197 73H200L199 75L201 76V75H203V76H206V79H207V77H208V80H209V77H210V79H212L213 77H217L218 79L219 78H221V79H219L220 80V82H221V80L223 81V82H221L220 84H219V86L218 87H220V89H224L226 92H228L227 91V89L228 90H230V88L231 89H240V90H242V91H244V92H256V91H258V89H259V87L263 84V81H259V82H257V86H256V83H255V85H254V83H253V85H250V84H252V82H249V83H247L248 85H245L246 84V82L248 81H246V82H244L245 81V79L243 78L244 77V74H246L247 73V75L249 74L250 76L252 75V76H255V75H253V73L255 74V73H259V74H261V73H263L264 72V56H260V58H259V60H258V56L256 57V56H254V54H256L257 55V53L256 52H258L260 49H261V51L262 50H264V1L263 0H212V2L210 3V2H206ZM136 3V2H135ZM119 4H121V3H119ZM150 4H152V0H151V3ZM155 5H156V3H154ZM157 4H159L160 5V3H159V1H157ZM164 4V3H163ZM164 4V5H165ZM159 5H156V6H159ZM44 6V5H43ZM121 6V7H120ZM153 6V5H152ZM152 6H150L149 8H151V10L153 9V10H155V9H157V8H155V6H153V8H152ZM160 6H162L163 7V9H165V6H163L162 4L160 5ZM160 6L158 7V8H160ZM117 7V8H116ZM135 7V6H134ZM167 7V6H166ZM187 7V8H186ZM145 8H147V7H145ZM155 8V9H154ZM116 9V10H115ZM123 10V11H121V10ZM129 9V10H130ZM161 9V8H160ZM166 9H165V11H166ZM186 9V10H185ZM76 10V11H75ZM117 10L118 11H121V13L119 14V12L117 13ZM126 10V11H125ZM147 10V9H146ZM149 10V9H148ZM151 10H149L148 11V13L151 11ZM159 10V9H158ZM25 11V12H24ZM156 11V10H155ZM74 12H76L75 14H74ZM77 12H79V13H77ZM123 12V13H122ZM152 12H154V11H152ZM151 12V13H152ZM171 12H170V14H171ZM18 13V14H17ZM55 13V14H54ZM67 13H69V14H67ZM81 13H80V15H81ZM147 13V14H148ZM160 13V12H159ZM50 14V13H49ZM84 14V15H85ZM163 14H164V11H163ZM166 14V13H165ZM173 14V15H174ZM83 15V14H82ZM88 15V14H87ZM167 15V14H166ZM90 16V15H89ZM92 16V15H91ZM171 16V15H170ZM190 16V17H189ZM201 17V19L199 20V19H197L198 17ZM34 17V16H33ZM100 17V18H101ZM189 17V18H188ZM192 17V18H191ZM199 17V18H200ZM61 18V19H62ZM194 18V19H193ZM144 19V20H143ZM148 19V18H147ZM188 19V20H187ZM192 19L193 20H195V21H192ZM55 20V19H54ZM54 20H52L49 24L47 23H45L44 25L45 26H43L42 25V27H43V29L42 28H40L39 30L40 31H42V32H40V31H38V26H34L33 24H32V26H33V28L35 27V30H31L32 32H29L28 34H29V36H30V34L32 33V34H34V37H33V35L31 34V38H29L30 39V41H32V42H35V44H37V42H36V40H39V39H42V38H40V35L41 34H39V32L40 33H42L43 35H45V33H43V32H46L47 30L49 31V29L50 30H53V28L55 27V21ZM122 20H123V18H122ZM149 20V19H148ZM189 20H191L192 22L191 23H193V22H197L196 24H198V22H199V24H201V26H197L195 23H193V24H191L190 23V21ZM124 21V20H123ZM132 21V22H131ZM141 21H143V22H141ZM189 21V22H188ZM201 21V22H200ZM121 22V23H120ZM168 22V21H167ZM170 22V21H169ZM34 23V22H33ZM144 23V24H143ZM147 23H149V26L147 25ZM254 23H256V24H254ZM52 24V25H51ZM54 24V25H53ZM122 24V25H121ZM25 25H26V22H25ZM24 25V26H25ZM37 25V24H36ZM96 25H98V22H97V24ZM108 25H105L106 27L108 26ZM119 25H121L120 26V28L118 27ZM162 25V24H161ZM263 25V26H262ZM21 26H22V28H21ZM26 26H28V22H27V25ZM29 26H30V24H29ZM28 26V27H29ZM99 26H100V22H99ZM98 26V27H99ZM104 26V25H103ZM20 29H19V28ZM37 27V28H36ZM30 28V27H29ZM32 28V27H31ZM102 28V27H101ZM108 28H109V26H108ZM107 28V29H108ZM21 31V33H20V35H22L23 34V31L26 33V34H23V36H20L19 37V33H18V31L19 30ZM24 29V30H23ZM100 29V28H99ZM104 29V28H103ZM158 29V30H157ZM15 30V31H14ZM18 30V31H17ZM23 30V31H22ZM27 30V31H26ZM105 30H106V28H105ZM109 30V29H108ZM123 30V29H122ZM159 30L161 31L160 33H159ZM170 30V31H169ZM113 31V30H112ZM104 32V31H103ZM106 32V31H105ZM114 32H115V30H114ZM129 32L127 33V34H129ZM100 33V31L98 32V34ZM102 33V32H101ZM132 33V34H131ZM103 34V33H102ZM136 34L137 35H139V36H141V37H139V38H141V39H139V40H137V37H136ZM67 35H68V37H67ZM66 35V37H64L63 39H61L60 41H58L59 43H58V45L60 44V48L62 49V51H63V53H65L64 51L65 50H70V51H72L73 53H72V56H71V52L69 53L70 55H68V57L69 56H71V58L72 57H74L73 55H74V53L75 54H78V52H82V51H78V50H80V46H79V49L76 47V46H74L75 44H77V42L76 41H74V42H76V43H74V45L73 46H71V47H69L72 43H73V41H71L69 38V35L70 34H67ZM116 35H118V34H116ZM122 35V34H121ZM168 35H167V39H168ZM102 35H100L99 37H101ZM126 36V38H124ZM161 38H160V37ZM201 36H205L204 38H207V40L206 39H204L203 37L201 38ZM32 37H33V39H32ZM71 37H72V35H71ZM103 37H105V35L103 36ZM107 37V36H106ZM13 38V39H12ZM34 38L36 39L35 41H34ZM45 38V37H44ZM72 39V38H71ZM100 39V38H99ZM128 39H130V40H128ZM160 39H162V40H160ZM203 41V40H206V41H203V42H201V40ZM13 40V42H10V41H12ZM17 40H15L16 42H17ZM73 40V39H72ZM111 40V41H110ZM126 40H128V41H126ZM136 40V41H135ZM22 41V40H21ZM138 41V42H137ZM139 41H140V48H137V49H139V50H137L136 49V47H137V45H139ZM168 41V42H167ZM201 42V43H199V42ZM72 42V43H71ZM136 42H137V44H136ZM163 42V43H164ZM189 42V43H188ZM18 43L20 44V43H22V42H20V40L18 41ZM188 43V44H187ZM9 44V45H10ZM14 44H16V43H14ZM34 44V43H33ZM38 44H40V43H38ZM144 44V45H143ZM146 44V45H145ZM149 44H151V45H149ZM155 44V45H154ZM158 44V45H157ZM172 44V45H171ZM173 44H174V47H178L180 44H182L181 46H183L184 48H182L181 46V50L179 49H177V48H174L173 49ZM177 44H179L178 46H176ZM183 44H186L185 46L183 45ZM205 44V45H204ZM210 44H212V46H214V44H223V45H219V47L218 48H215V49H220V50H216V52L214 53V50L215 49H213L214 47H212V46H209ZM57 45V46H58ZM79 45V44H78ZM143 45V46H142ZM207 45V47L206 48H204L205 46ZM8 46V45H7ZM6 46V47H7ZM19 45H17V47H18ZM85 46V45H84ZM88 46V45H87ZM147 46V47H146ZM154 46V47H153ZM171 46V47H170ZM193 46H195V45H193ZM197 46V45H196ZM208 46L209 47H211L213 50H211V48L209 49L208 48ZM1 47H5V46H1ZM36 47H39V46H35V48L34 49H36ZM73 47L76 49L75 50V52H74V50H73ZM86 47V46H85ZM126 47H127V50H126ZM180 47H178V48H180ZM198 47V46H197ZM200 47V46H199ZM198 47V48H199ZM21 48V47H20ZM40 48V47H39ZM55 48V47H54ZM59 48V47H58ZM72 48V49H71ZM82 48H84L83 46H81V50H82ZM160 48V49H159ZM159 50L161 51L162 50V52L161 53H159V51L157 52V50L156 49H154V50H156L155 52H157L158 54H162V53H164L163 51H164V49H163V46H162V49H161V47L159 46ZM194 48V47H193ZM3 49H5V48H3ZM22 49V48H21ZM20 49V50H21ZM33 49V50H34ZM56 49V48H55ZM54 49V50H55ZM61 49H60V51H61ZM152 49V50H151ZM167 49L165 50V52L167 51ZM171 49V50H170ZM178 51H177V50ZM32 50V52H34ZM38 50L40 51V49H37V52H38ZM104 51V53H103V51ZM136 50H137V53H136ZM175 51V52H173V51ZM16 51H19L18 49L16 50ZM43 53H46V52H44L43 50H41ZM57 51V50H56ZM56 51H54V52H56ZM60 51H59V53H60ZM78 51V52H77ZM87 51V52H86ZM167 51V52H168ZM181 51V52H180ZM213 51V53L211 54V52ZM243 51V52H242ZM256 51V52H255ZM1 52H2V49H1ZM21 52H24V50L23 51H21ZM67 52V51H66ZM110 52H112V56H114V59H116V60H112V61H110L109 59H107V57L106 58H104L103 57V55L105 54V53H107V55L110 53ZM255 52V53H254ZM16 53V52H15ZM25 53H27V51L25 52ZM40 53V52H39ZM49 53H50V51H49ZM62 53V54H63ZM86 53V54H85ZM102 53H103V55H102ZM124 53V54H123ZM207 53H208V55L209 54H211L212 55V57L214 56V55H218L219 56V58L217 57V55H216V57H214V58H210L211 56H208L207 55ZM263 53V52H262ZM24 54V53H23ZM48 54V53H47ZM56 54V53H55ZM55 54H52V52H51V54H49V57L50 56H52V58H54L56 55ZM61 54V55H62ZM66 54V53H65ZM143 56H142V55ZM147 56H146V55ZM165 54H167V53H164V54H162L161 55V57H163L164 58V56H165ZM192 54V55H191ZM214 54V55H213ZM1 55H2V53H1ZM6 55V54H5ZM14 55V54H13ZM20 55V54H19ZM18 54H17V58H18V56H19ZM24 55H26V54H24ZM23 55V57H25ZM42 55V53H40V56ZM44 55V54H43ZM53 55H54V57H53ZM60 55V56H61ZM67 55V54H66ZM106 55V54H105ZM131 55H134L135 57L132 59V57L133 56H131ZM137 55V56H136ZM164 55V56H163ZM3 56H4V54H3ZM16 56V55H15ZM34 57L33 58H31L30 56L28 57L29 59L31 58V61H29V63H30V67L32 66V68H33V71H34V73H35V70L37 71V74H39L38 76L36 75V77L38 78V77H42V79L43 78H46L45 77V73L47 72H45V70L43 69V71H40L39 70V68H38V64L39 65H41L40 63H39V60L37 59L38 58V54L36 53V55H33ZM37 56V57H36ZM40 56H39V58H40ZM62 56H64V54L62 55ZM80 55L78 54V56L77 57H79ZM123 56H124V58H126V61H124L125 59L123 58ZM127 56V57H126ZM128 56L133 60H131L130 58L128 59ZM150 58H149V57ZM192 56V57H191ZM255 57V58H253V59H251V58H249V57ZM11 57H12V55H11ZM42 57V56H41ZM47 57H48V55H47ZM67 57V58H68ZM76 57V59H78ZM93 57V56H92ZM147 57L149 58V59H147ZM159 57H160V55H159ZM158 57V58H159ZM4 58V57H3ZM2 58V59H3ZM5 58H7V55H6V57ZM21 58V57H20ZM45 58V57H44ZM44 58H40V59H44ZM70 58V59H71ZM88 58V57H87ZM87 58L85 59V58H83L84 59V62H85V60H87ZM88 58V63H89V59ZM104 58V59H103ZM109 58V57H108ZM111 58V57H110ZM154 58V59H153ZM163 58L162 59H160L159 58V61L160 62H163ZM187 59V61L186 62H184V59ZM222 58V59H221ZM249 58V59H248ZM11 59V62H12V59H13V57L12 58H8V60H10ZM14 59H15V57H14ZM23 59V58H22ZM27 59V58H26ZM79 59H80V57H79ZM112 59H113V57H112ZM128 59V60H127ZM141 59V58H140ZM215 59H218V60H215ZM6 60V59H5ZM7 60V61H8ZM16 61H17V59H15ZM19 60V59H18ZM21 60V59H20ZM25 60V59H24ZM66 60H68V61H66ZM63 59V61H62V63H64L65 61L66 62H69L70 60H69V58L68 59ZM74 60H75V58H74ZM91 60H92V58H91ZM90 60V61H91ZM129 60H131L130 62H129ZM142 60V59H141ZM178 60H179V62H178ZM23 61V60H22ZM53 61V60H52ZM76 61V60H75ZM110 61V62H109ZM128 61V62H127ZM167 61H166V63H167ZM176 61V62H175ZM181 61V62H180ZM243 61H247V62H243ZM21 62V61H20ZM23 62H26V61H23ZM22 62V63H23ZM44 62H45V59H44ZM44 62H42V63H44ZM99 63V65H98V63ZM159 62V64L161 65L160 67H159V65H158V68H162V67H164L165 68V70H164V68H162L164 71V74L167 72V69H168V73L174 68V70L173 71H176L175 70V68L177 69L178 67H173L172 69H170V68H168V66H167V64L166 63H164V64H166V67H165V65L163 64V63H160ZM171 62H173V63H171ZM237 62H243L242 64L240 63H238L239 65H241V66H239L238 67V65L236 66V68L234 67L235 65V63H237ZM252 63L250 66H248L249 65V63ZM17 63V62H16ZM21 63V64H22ZM50 63V62H49ZM71 63V62H70ZM78 63H81L82 64V59H81V61L79 62L78 61ZM87 63V64H88ZM97 65H96V64ZM182 63V64H181ZM244 63H246V65L244 64ZM256 63V64H255ZM1 65L3 64V63H0ZM4 64H10V62H5ZM4 64H3V66H4ZM15 64V63H14ZM19 64V63H18ZM27 64H28V61H27ZM50 64H52V67H53V62L52 63H50ZM64 64H66L67 65V63H64ZM77 64V63H76ZM81 64H79V66L78 65H76L77 67H80V65ZM84 64V63H83ZM164 66H163V65ZM178 64V65H177ZM233 64V66H231ZM248 64V65H247ZM254 64V65H253ZM26 65V64H25ZM65 65V66H66ZM111 65V66H110ZM12 66H15V65H12ZM9 67L11 70H15V69H13V67ZM18 66V65H17ZM20 66V65H19ZM86 66V65H85ZM89 66V65H88ZM91 66V65H90ZM144 66H143V68H144ZM2 67V66H1ZM1 67H0V71H1ZM29 67V68H30ZM50 67V66H49ZM51 67V68H52ZM82 67V66H81ZM80 67V68H81ZM179 67H181V66H179ZM232 67V68H231ZM234 67V68H233ZM15 68V67H14ZM28 68V67H27ZM28 68V70H30ZM44 68V67H43ZM88 68H90V67H88ZM152 70H151V69ZM182 68H184L185 69V67L183 66V67H181V69ZM18 69H20V67H18ZM41 69H42V67H41ZM47 70H48V67L46 68ZM50 69V68H49ZM79 69V68H78ZM84 69V68H83ZM83 69H81V71L83 70ZM179 69V68H178ZM177 69V70H178ZM187 69V70H186ZM185 69V71H188L189 69L188 68H186ZM17 70V69H16ZM159 70V69H158ZM158 70H156V74H158V73H163L162 71H161V69H160V71L161 72H159ZM170 70V71H169ZM191 70H189V72H184L186 75H188V74H190V76L188 75V77L190 78V80L191 79H193V78H191ZM4 71V70H3ZM10 71V70H9ZM18 71H20V70H18ZM56 71V70H55ZM54 70H52V71H50V72H53V75H54V72H55ZM79 71V70H78ZM84 71V70H83ZM157 71H158V73H157ZM179 71V70H178ZM182 70H180V72H181ZM8 72V71H7ZM15 72H16V74H15ZM42 72H45V73H42ZM144 72V73H145ZM172 72V71H171ZM237 72V73H236ZM1 73V72H0ZM3 73V72H2ZM6 73V72H5ZM9 73H11V72H8V76H9ZM40 73H42V76H40ZM56 74H57V72H55ZM86 73H88L87 72V70H86ZM126 73V74H125ZM131 75H130V74ZM135 73V74H134ZM154 73V74H155ZM167 73V74H168ZM12 74H14V77H15V75H17L18 73H17V71H14V73H12ZM11 74V75H12ZM74 74V75H73ZM72 75L73 76H76V74L77 75H79V79L81 78L80 77V75H84V74H82V72H81V74H79L78 72L77 73H73ZM124 74L126 75L125 76V78H124V80H123V78H122V76L124 77ZM130 76H129V75ZM237 74V75H236ZM238 74H240L241 75V77H242V80L240 79L241 77H239L238 79V81L236 82V80H237V78H235L234 79V77H236V76H238ZM243 74V75H242ZM258 74V75H259ZM1 75V74H0ZM19 76H20V74H18ZM31 75H33L32 73H31ZM31 75H30V78H31ZM35 75V74H34ZM47 75H49V73L47 74ZM58 75V76H57ZM57 75H55V76H52V74L50 75V78H51V76H52V78H55V77H59V74H57ZM106 75H109L108 76V78H106L105 76ZM197 75V74H196ZM195 75V76H196ZM247 75H245V78H246V76ZM3 76V75H2ZM13 76V75H12ZM44 76V77H43ZM135 76V77H134ZM183 76H185V75H183ZM198 76V75H197ZM262 76V75H261ZM261 76H259V78L261 77ZM264 76V75H263ZM4 77V76H3ZM7 77V76H6ZM35 77V76H34ZM187 77V76H186ZM185 77V78H186ZM5 78V77H4ZM32 78H33V76H32ZM31 78V79H32ZM37 78H36V81H37ZM48 78V77H47ZM60 79H64V78H61V77H59ZM71 78V80H72V78L75 80L76 79V81H78L77 80V78H75V77H70ZM70 78H68V79H70ZM102 78H106V80H104V79H102ZM122 78V79H121ZM136 78H138V80H136ZM145 78V79H146ZM184 78V79H185ZM198 78H202V77H197V79H196V81H194V82H198ZM216 78V79H217ZM247 78H250V77H247ZM254 78V77H253ZM264 78V77H263ZM262 78V79H263ZM39 79V78H38ZM67 79V78H66ZM147 79V80H148ZM164 79V78H163ZM203 79H205V78H203ZM3 79L1 78L0 79V83L1 82H4V81H2ZM6 80V79H5ZM34 80H35V78H34ZM33 80V81H34ZM51 81L53 80V79H50ZM50 80H49V82H50ZM70 80V81H71ZM104 80V81H103ZM144 79H142V81H143ZM171 80V78L169 79L168 77H167V79H166V81L167 82H169L167 85H171L172 87H173V85H175V83L173 82L172 84H170V81ZM173 80V79H172ZM185 80H187V79H185ZM184 80V81H185ZM193 80H195V79H193ZM224 80H227V82L226 81H224ZM261 80V79H260ZM264 80V79H263ZM32 81V82H33ZM36 81H34L33 83H35ZM44 81V80H43ZM56 80L54 79L53 80V82H54V84L56 85V82L58 81H56ZM60 81V80H59ZM62 81V80H61ZM140 81H141V79H140ZM139 81V82H140ZM141 81V82H142ZM165 81V79H164V81H161L162 83L163 82H166ZM175 82H176V80H174ZM183 81V82H184ZM188 81V80H187ZM186 81V82H187ZM200 81H201V79H200ZM46 82V81H45ZM48 82V83H49ZM84 82H85V80H84ZM145 81H143V83H144ZM193 82V81H192ZM191 82V83H192ZM190 83V86H191V88L193 87L192 85H194L195 83ZM219 82V81H218ZM225 82V83H224ZM235 82V83H234ZM238 82L239 83H241V84H239L238 85ZM40 83V84H39ZM38 84V86H40L41 85V82H39ZM51 83V85L53 84L52 82H50ZM62 84H63V81L61 82ZM149 83V81L147 82L146 81V84H148ZM162 83H160L159 85H160V88L162 87ZM180 83V82H179ZM242 83H243V85H245V86H243L242 85ZM258 83H262V84H260V86L258 85ZM2 84V83H1ZM82 84H84V83H82ZM142 84V83H141ZM150 84H152L151 82L149 83V86H151V87H156L154 84V86L153 85H150ZM177 84H178V82H177ZM176 84V85H177ZM187 84H189V83H187ZM235 84V85H234ZM37 84H35V86H36ZM50 85V84H49ZM57 85H59V84H57ZM56 85V87H58ZM69 85V84H68ZM80 85V86H79ZM87 85V84H86ZM143 85V84H142ZM144 85H145V83H144ZM158 85V86H159ZM166 85V84H165ZM165 85L163 84V86L165 87ZM166 85V86H167ZM186 84H184V86H185ZM42 86V85H41ZM40 86V87H41ZM84 86V85H83ZM145 86H147V85H145ZM148 86V87H149ZM182 85H180V89H182V87H181ZM183 86V90H184V88L186 89V87H184ZM217 86V85H216ZM243 86V87H242ZM247 86V87H246ZM44 87V86H43ZM51 87V86H50ZM49 87V89L48 90H50V89H52V87L50 88ZM53 87H55V86H53ZM147 87V88H148ZM150 87V88H151ZM163 87V88H164ZM172 87H170V88H172ZM178 87V86H177ZM214 86H212V88H213ZM218 87L217 88H215V90H217L218 89ZM45 88L47 89L48 87H46L45 86ZM62 88V87H61ZM61 88H59V90H61L62 91V89ZM140 88V87H139ZM147 88H145V89H147ZM150 88H149V90H147V92L149 93V92H151L152 91V89L154 90V93H156L155 92V89L156 90H159V91H162V90H160V89H157V88H152L151 89V91H150ZM162 88V89H163ZM166 88V87H165ZM187 88H189L188 87V85H187ZM261 89H259L260 91H262L263 93H264V87H260ZM40 89V88H39ZM41 89H42V87H41ZM39 90L40 92L43 90ZM58 89V88H57ZM64 89H67V88H64ZM136 89H138L137 90V93H136ZM145 89H143L141 92L143 93V91L145 90ZM168 89V88H167ZM167 89H165V90H167ZM193 89V88H192ZM53 90H55V91H58V90H56V88L55 89H52V91L51 92H54ZM81 90V89H80ZM80 90H79V92H80ZM170 91H171V89H169ZM174 90H175V87H174ZM174 90H172V91H174ZM189 90H191V89H189ZM211 90H213V89H211ZM239 90V91H240ZM246 90V91H245ZM38 91V92H39ZM158 91V92H159ZM170 91H168V92H170ZM217 91H222V90H217ZM241 91V92H242ZM43 92H45V91H43ZM59 92V91H58ZM140 92V93H141ZM164 92V91H163ZM207 92H209V91H207ZM231 92V91H230ZM236 92V91H235ZM238 92V91H237ZM47 93H48V91H47ZM91 93H93V92H91ZM146 93V92H145ZM162 93V92H161ZM161 93H158L159 95L161 94ZM164 93H166V92H164ZM213 93V92H212ZM232 93H233V90H232ZM239 93V92H238ZM37 94V93H36ZM36 94H35V96H36ZM40 94V93H39ZM39 94H37V95H39ZM42 94V93H41ZM40 94V95H41ZM45 94V93H44ZM55 94V93H54ZM80 94V95H79ZM89 94V93H88ZM147 94V93H146ZM144 94L145 95V98H146V96L147 95H149V94ZM169 94V93H168ZM234 94H236V93H234ZM244 95H245V93H243ZM247 94V93H246ZM251 94V93H250ZM23 95V94H22ZM48 95H49V93H48ZM52 95V94H51ZM56 95V94H55ZM87 95V94H86ZM140 95V94H139ZM139 95H138V97H139ZM141 95H143V94H141ZM144 95L141 97L142 98V100H143V97H144ZM152 95V94H151ZM155 95V94H154ZM164 95H167V94H164ZM163 95V98L165 97ZM233 95V94H232ZM240 95V94H239ZM248 96H250L249 94H247ZM254 96H255V94H253ZM83 96V95H82ZM134 96V97H133ZM156 96V95H155ZM162 96V95H161ZM259 96V94L257 95V97ZM260 96H262V98H263V94L261 95V92H260ZM34 97V96H33ZM33 97H32V100H33ZM79 97V98H78ZM131 97H133L135 100H133V98H131ZM149 97V96H148ZM18 98V97H17ZM26 98V97H25ZM45 98V97H44ZM43 98V99H44ZM82 100H81V99ZM131 98V99H130ZM154 98V99H153ZM207 98V97H206ZM210 98V97H209ZM262 98H259L260 100L262 99ZM42 99V98H41ZM80 99V100H79ZM84 99H85V101H84ZM129 99V100H128ZM147 99V98H146ZM167 99V98H166ZM208 99V98H207ZM258 99V100H259ZM6 100V99H5ZM34 100H35V102H33L35 105H37V103H36V99L34 98ZM33 100V101H34ZM40 100V99H39ZM138 100V99H137ZM251 100H253V101H255L256 102V105H254V106H256V108H257V104L259 105V111H263L264 110V108H262V106H260L261 104H259V102L260 103H262L261 101H259L258 102V100L256 101L255 99H254V97H253V99H251ZM250 100V101H251ZM9 101V100H8ZM40 101H42V100H40ZM72 101H70V102H72ZM128 101H130L129 103H130V106H132L131 107V109L128 107ZM133 101V102H132ZM144 101V100H143ZM142 101V102H143ZM166 101H168V100H166ZM165 101V102H166ZM209 101V100H208ZM264 101V100H263ZM45 101H43V103H44ZM65 102V101H64ZM126 102H127V104H126ZM141 102V101H140ZM145 102V101H144ZM255 102H254V104H255ZM258 102V103H257ZM2 103H3V100H2ZM32 103V104H33ZM132 103V104H131ZM134 103H136V104H134ZM146 103V102H145ZM172 103V102H171ZM206 103V102H205ZM251 103H253L252 101H251ZM8 104V103H7ZM19 104V103H18ZM34 104H33V106H34ZM41 104H42V102H41ZM95 104V105H94ZM125 104L127 105V108L128 109H126V110H129L128 112H129V114L127 113L126 115H125V108L123 109L122 107H123V105L125 106ZM170 104V103H169ZM264 104V103H263ZM48 105H47V107H48ZM135 105V106H134ZM137 105V106H136ZM141 105V104H140ZM143 105H144V103H143ZM146 105V104H145ZM203 105V104H202ZM205 105H207V104H205ZM19 106V105H18ZM32 106V105H31ZM44 107L43 108H45L46 106H45V104L43 105ZM97 108H96V107ZM134 106V107H133ZM156 106V107H155ZM170 106V105H169ZM186 106V105H185ZM21 107V106H20ZM39 107L40 108H42L40 105H39ZM140 107V106H139ZM154 107L156 108V110L154 109ZM171 107V106H170ZM170 107H169V109H170ZM175 107V106H174ZM209 107V106H208ZM32 108H34V107H32ZM38 108V107H37ZM40 108H38L39 110H41ZM42 108V109H43ZM135 108V109H134ZM153 108V109H152ZM171 108H173V107H171ZM204 108V107H203ZM251 108V107H250ZM257 108V109H258ZM11 109V108H10ZM22 109V108H21ZM35 109V108H34ZM33 109V110H34ZM38 109L37 110H35L36 112L34 113V115L38 112ZM96 109V110H95ZM167 109H168V106H167ZM202 109V108H201ZM252 109H253V107H252ZM257 109H256V111H257ZM260 109H262V110H260ZM17 110H18V108H17ZM23 110V109H22ZM30 110H31V107H30V109H29V112H30ZM94 110H95V112H94ZM138 110V109H137ZM140 110V109H139ZM254 110V109H253ZM252 110V115H253V113H254V115H253V118L251 117L250 118V116H249V118H246V120L247 119H250V121H252L253 123L252 124H250V122H249V124H247L248 123V121L249 120H247V121H244L243 123H245V122H247L246 124V126H254L255 127V124L254 123H258V121H259V119L261 120V119H263V115L261 114V112H260V114L263 116H261V117H259L260 116V114H259V111H257L258 112V114L256 115V112H254ZM32 111V110H31ZM131 111H133V112H131ZM175 111V110H174ZM27 112V111H26ZM91 112H90V114H91ZM131 112V113H130ZM167 112V111H166ZM170 112V111H169ZM171 112H172V110H171ZM39 113V112H38ZM37 113V115H39ZM40 113H42V112H40ZM77 113V112H76ZM83 113V114H82ZM22 114H23V112H22ZM25 114V113H24ZM28 114H30V113H28ZM32 115H33V113H31ZM133 114V115H132ZM162 114H163V116H162ZM167 114V113H166ZM170 114H172V113H170ZM174 114H177V113H174ZM33 115V116H34ZM36 115V116H37ZM41 115V114H40ZM124 115H125V118H127L126 120H128V122H125L124 120H123V118H124ZM251 115V116H252ZM256 115V116H255ZM259 115V116H258ZM26 116H28L27 115V113H26ZM32 116V117H33ZM72 116H74V115H72ZM87 116H88V114H87ZM127 116V117H126ZM130 116V117H129ZM133 116V117H132ZM176 116V115H175ZM20 117V116H19ZM132 117V118H131ZM256 117H258L257 119H258V121H256ZM37 118V117H36ZM130 119V121H129V119ZM165 118V117H164ZM168 118V117H167ZM169 119H170V116H169ZM175 119H176V117H175ZM251 119H253V120H251ZM254 119H255V122H254ZM29 120V119H28ZM133 120H136V123H135V121H133ZM165 120V119H164ZM26 120H24V122H25ZM31 121V120H30ZM30 121H27V122H29V123H31ZM33 121H34V118H33ZM39 121V120H38ZM171 121V120H170ZM17 122V121H16ZM36 122H37V120H36ZM87 122V123H88ZM169 122V121H168ZM262 122H263V120H262ZM261 121L258 123V126H259V124L260 123H262ZM33 123H35V121L33 122ZM156 123H158V122H156ZM171 123V122H170ZM169 123V125H171ZM174 123H175V121H174ZM174 123H172V125L174 124ZM21 124V123H20ZM26 124V123H25ZM24 124V125H25ZM28 124V123H27ZM37 124H38V122H37ZM166 124H168V123H166V120H165V124L164 125H160V124H158L159 126H161L160 128H162V127H165V126H167ZM15 125H16V123H15ZM23 125V124H22ZM121 125V126H120ZM129 126V123L128 124H126V126ZM156 124H154V126H155ZM171 125V126H172ZM26 126V125H25ZM25 126H23V127H25ZM28 126V125H27ZM122 127V128H120V127ZM154 126H150L151 127V129H150V127H149V133L150 134H153L154 132H156V131H154V129H153V127ZM174 126V125H173ZM244 126H245V124H244ZM244 126H242L244 129H246ZM264 126V125H263ZM102 128V129H104L105 131H104V134H102V132H103V130L102 129H100V128ZM114 127H117V129L116 128H114ZM156 127V126H155ZM154 127V128H155ZM158 127V126H157ZM156 127V129L155 130H159L160 128L158 127L157 128ZM256 127H257V125H256ZM255 127V128H256ZM16 128V127H15ZM28 127H26V129H27ZM93 128V129H94ZM99 128V129H98ZM113 128V129H112ZM20 129V128H19ZM24 129V128H23ZM108 129L110 130V131H108ZM153 129V130H152ZM163 129V128H162ZM248 129V128H247ZM250 129H252V128H250ZM264 128H262V130H263ZM102 130V131H101ZM108 132H107V131ZM249 130V129H248ZM253 130V129H252ZM255 130V129H254ZM253 130V131H254ZM260 130V129H259ZM101 131V132H100ZM154 131V132H153ZM219 131V130H218ZM217 131V132H218ZM234 131V130H233ZM238 131V130H237ZM244 131V130H243ZM251 131V130H250ZM15 132V131H14ZM107 132V133H106ZM109 132H111V133H109ZM153 132V133H152ZM211 132V131H210ZM240 132V131H239ZM241 132H242V130H241ZM245 132H246V130H245ZM263 132H264V130L262 131V133L261 134H263ZM98 133H99V137H98ZM100 133H101V137H100ZM105 133H106V135L108 134V136H105ZM221 132H219V133H217V134H220ZM236 133H238V132H236ZM252 133V132H251ZM257 133H258V130H257ZM259 133H260V131H259ZM157 134V133H156ZM202 134V133H201ZM205 134V133H204ZM209 134V132L207 133V135ZM211 134V133H210ZM209 134V135H210ZM212 134H214V133H212ZM211 134V135H212ZM226 134H228V133H226ZM234 134V133H233ZM240 134V133H239ZM243 134V133H242ZM241 134V135H242ZM249 133L247 132V134L246 135H248ZM17 135V134H16ZM24 134H22L20 137L23 139L24 137H25V135H24V137H22ZM104 135V136H103ZM112 135H113V133H112ZM111 135V136H112ZM153 135H155V134H153ZM216 135V134H215ZM214 135V136H215ZM223 135V134H222ZM232 135V134H231ZM255 135H258V134H255ZM255 135H252V136H255ZM260 135V134H259ZM203 136V135H202ZM214 136H210V137H214ZM235 136H236V134H235ZM252 136H250L249 138H251ZM210 137H205L204 136V138L206 139V138H210ZM223 138H224V135L222 136ZM221 137V138H222ZM242 137V136H241ZM256 137V136H255ZM255 137H253V139H252V141L255 143L256 141H255ZM262 137H264V135L262 136ZM19 138V137H18ZM17 138V139H18ZM100 138V139H99ZM103 138V139H102ZM111 138V137H110ZM218 138H220V136L218 135ZM217 138V139H218ZM220 138V139H221ZM228 138H229V136H228ZM236 138V137H235ZM234 138V139H235ZM245 138H247V136L245 137ZM257 138V137H256ZM21 139V140H22ZM225 139H227V138H225ZM21 140H19V142L21 141ZM24 140V139H23ZM108 140H109V138H108ZM132 140V142H133V145H134V147H136V135L131 139ZM204 140V139H203ZM207 140V139H206ZM208 140H210L211 142H212V146H213V143H214V141H212V139H208ZM224 140V139H223ZM231 140V139H230ZM243 140V139H242ZM245 140V139H244ZM247 140V139H246ZM250 140V139H249ZM263 140V142H264V139H262ZM105 141V142H104ZM200 141V140H199ZM205 141V140H204ZM202 141V142H200V145H206L208 142L207 141ZM210 141H209V143H210ZM221 141H222V139H221ZM220 141V142H221ZM227 141V140H226ZM224 141V144L226 145V147H224L223 146V148H228V146H229V142L227 141ZM233 141H235V140H232V142ZM219 142V141H218ZM219 142V143H220ZM227 144H226V143ZM231 142V141H230ZM238 142V141H237ZM250 142V141H249ZM260 142L262 143V141H261V138H260ZM223 143V142H222ZM221 143V146L222 145H224V144H222ZM242 143V142H241ZM101 144H102V142H101ZM195 144L198 146V144H197V142L195 141ZM234 144H235V142H234ZM100 145V144H99ZM103 145V144H102ZM200 145L198 146V147H200ZM204 145V146H205ZM211 145V144H210ZM228 145V146H227ZM236 145V144H235ZM248 145V144H247ZM255 146L257 145V143L256 144H254ZM204 146H202V148H204ZM206 146H208V147H210V150L211 149H214L215 148V146H216V144L213 146V148H212V146H209V144H207ZM205 146V147H206ZM232 146H234V145H232ZM236 146H238V145H236ZM243 146V145H242ZM253 146V145H252ZM251 146V147H252ZM255 146H254V148H255ZM208 147H206V149H208ZM216 147H218V145L216 146ZM220 147V146H219ZM230 147V146H229ZM245 147V146H244ZM243 147V148H244ZM250 147V146H249ZM195 148V147H194ZM222 147L221 148H219V149H223ZM235 148V147H234ZM216 149V148H215ZM214 149V150H215ZM231 149H233V148H231ZM236 149H238V148H236ZM239 149H241V148H239ZM246 149V148H245ZM247 149H249V148H247ZM245 150V154H246V151H247V153H248V151L249 150ZM259 149V148H258ZM2 150V149H1ZM209 150V158L211 157H213L212 159L214 160V158H215V156H217V155H215V156H212V154H211V156H210V152L212 153V151H210ZM223 150H226V152L228 151L229 152V149L227 150V149H223ZM255 150V149H254ZM150 151H153V149H150ZM218 151V150H217ZM222 151V150H221ZM2 152V151H1ZM156 152H158V151H156ZM228 152H227V154H228ZM151 153H153V152H151ZM206 153V152H205ZM218 153V152H217ZM220 153V152H219ZM224 153V151L222 152V153H220V156H222L221 154H223ZM231 152H229V154H230ZM241 153V152H240ZM154 154H156L155 152H154ZM154 154H152V156L154 155ZM206 154V155H207ZM213 154H214V152H213ZM215 154H216V152H215ZM233 154V153H232ZM251 153L249 152V155H250ZM151 155V154H150ZM204 155V154H203ZM226 154L224 153V155H223V161H222V165L224 164V159H226V158H224V156H225ZM236 155V154H235ZM235 155H227V157L229 158V156H230V158H231V156H233V157H239V155L237 154L236 156ZM248 155V154H247ZM254 155V154H253ZM218 156H219V154H218ZM146 157V156H145ZM200 157V156H199ZM198 157V158H199ZM207 156H205V158H206ZM226 157V156H225ZM245 157V156H244ZM251 157V156H250ZM256 157V156H255ZM208 158V157H207ZM208 158V160H210ZM227 158V159H228ZM241 158V155H240V157L239 158H237L238 159V161H239V159ZM249 158V157H248ZM253 158V157H252ZM258 158V157H257ZM257 158H256V160H257ZM109 159V158H108ZM108 159L106 160L105 159V161L107 162L108 161ZM152 159V158H151ZM203 158H200V160H202ZM217 159H220V161H221V158H217ZM217 159H215L214 161L213 160H211V161H213V162H216L217 161ZM226 159V161H228V163H229V160L230 159H228L227 160ZM234 159H236V158H234ZM250 159V158H249ZM254 159V158H253ZM152 160H154V159H152ZM199 159H197V162L198 163H202L203 161H204V159H203V161H198ZM206 160V159H205ZM231 160H232V158H231ZM241 160V159H240ZM243 160H244V158H243ZM261 160V159H260ZM104 161V163H106ZM233 161V160H232ZM251 161H254V160H251ZM150 162V161H149ZM234 162H236L237 163V161L236 160H234ZM233 162V163H234ZM240 162V161H239ZM238 162V163H239ZM242 162V161H241ZM240 162V163H241ZM246 162H247V160H246ZM153 163V162H152ZM207 163H208V161H207ZM217 163H218V161H217ZM228 163H227V165H228ZM231 163V162H230ZM239 163V164H240ZM249 163V162H248ZM247 163V164H248ZM253 163V162H252ZM262 163H264V162H262ZM147 164V163H146ZM205 162H203L202 164H201V166L199 167V165L197 166L198 168H197V170L199 171L198 173H200V170H203V166L202 165H204L205 166ZM209 164H214V163H208V166H209ZM221 164V162H219V165ZM245 164V163H244ZM152 165V164H151ZM222 165H220V167L216 164H214L213 166L215 167V166H217L216 168L217 169H220L219 171H221V166ZM225 166H226V164H224ZM232 165V164H231ZM236 165V164H235ZM241 165H242V163H241ZM240 165V166H241ZM262 165V167L261 166H259V168L260 169H257L256 168V171H254L255 173H253V175H252V173L251 174H249V172H245L242 176L243 177H238L237 176V178H234V177H232L231 179H232V181H230L229 180V182L228 183H230V182H232V184H234L233 186H234V188H233V186H232V184H230L231 186L228 188V187H226L224 190H223V188H224V186L223 185H221V184H225L226 185V183H227V179L228 178H226L227 176H224V178H222L223 179V181L221 180H217V177L216 176H218V174L217 173H215V170H216V168H214V171H212V173L214 172V174L215 175H213V177L212 176H210V174L208 175L207 173V175L204 177L203 175L204 174H202L203 172H205V170L207 169V168H204V171H201V179L200 178H194L193 180H191V179H189V177H187L189 180H191V181H187L186 182V184H184V186H182V187H180V189H178V190H176L174 193H172V194H170V196L169 197H167V199H165L164 201H163V203H157V204H159V206L158 205H155L156 207L154 208V207H152L153 208V210L150 212L151 214H149L152 218H158V217H162V219L161 220H163V218H165V219H167V221H168V219H169V221L171 222V221H173V219L175 218V217H177L178 218V216H180V209L182 208V209H184V207H186V206H189V205H192L191 207H193V205H194V203H195V205H196V203H197V205H199V203L201 202V201H205V200H207V201H209L208 200V196L210 197V199H211V201H212V197H211V192L213 191L212 189H214V187L216 186V185H218V184H220V186H223V187H220L219 185L218 186H216L215 188H217L218 189V191H220L219 190V188L222 190L221 192H225L226 194H227V196H229L230 194H232L231 192H236V194H240V195H242L243 193L242 192H245L244 190L245 189H247V188H245V187H249L250 185L249 184H251L252 183V185L254 184V182L252 181V179L254 180V179H257L256 181H255V184H257V185H259V182H264V164H261ZM148 166H150V165H148ZM207 166V167H208ZM213 166H211V169L213 170ZM230 166V165H229ZM255 166H256V164H255ZM203 167V168H202ZM224 167V166H223ZM231 167V166H230ZM234 167V166H233ZM232 167V168H233ZM236 167V166H235ZM245 167V166H244ZM243 167V168H244ZM256 167H258V165L256 166ZM202 168V169H201ZM243 168H241V169H243ZM255 168V167H254ZM154 169V168H153ZM250 169V168H249ZM147 170H148V168L147 167H145L144 165L142 166V167H140V166H136V156L134 157V160H132V164L131 165H129V166H127V168L125 169V170H123L122 171V173H123V176L121 175V177H123V178H121L122 180L120 181V184H118L117 185V187H116V193L117 194H115V196L113 197V199L115 198V200H116V202H118V201H121L122 200V198H125L126 199V197L127 196H122V195H120V193H121V191H123L125 188H127L128 189V187H129V190H134L135 191V188H136V181L137 180H140V178L142 177V175L144 176V175H146L145 174V172H147ZM150 170H152L151 169V166H150ZM150 170L148 171V173L150 172ZM155 170V169H154ZM197 170L195 171L196 173H197ZM207 170H209V173L211 172L210 171V169H207ZM206 170V171H207ZM226 170V169H225ZM232 170H234V169H232ZM231 170V171H232ZM240 170V169H239ZM245 170V169H244ZM248 170V169H247ZM255 170V169H254ZM237 171H238V169H237ZM154 172V171H153ZM152 171H151V173H153ZM216 172H217V170H216ZM230 172V171H229ZM234 171H232V172H230V173H233ZM236 172V171H235ZM147 173V174H148ZM195 173V174H196ZM227 173V172H226ZM226 173H225V175H226ZM229 173V174H230ZM150 174V173H149ZM194 174V175H195ZM217 174V175H216ZM219 174H221V173H219ZM228 173H227V175H229ZM236 174H237V172H236ZM246 174H248V175H246ZM155 175V174H154ZM250 175H252V177L250 176ZM193 176V175H192ZM191 176V177H192ZM196 176V175H195ZM207 176H210L211 177V179H209V177H207ZM214 176L216 177V178H214ZM222 176H223V174H222ZM230 176V175H229ZM248 177V179H249V181L247 180V177ZM159 177V176H158ZM186 177V176H185ZM190 177V178H191ZM194 177V176H193ZM204 177V178H203ZM219 177H221V175L219 176ZM218 177V178H219ZM249 177H251V178H249ZM187 178H185V180L187 179ZM205 178H207V180L205 179ZM234 178V179H233ZM240 178V179H239ZM156 179H159V178H156ZM197 179V180H196ZM205 179V180H204ZM220 179V178H219ZM238 179H239V182H238ZM184 180V179H183ZM182 180V181H183ZM261 180V181H260ZM242 181V182H241ZM248 181V182H247ZM243 182H246L245 183V185H244V187L243 186H241V187H243V188H241V191H242V189H244L242 192L240 191V192H238L239 190V184L241 183V185H243L244 183ZM249 182H251V183H249ZM182 183H184V181L182 182ZM181 183V184H182ZM228 183H227V186H228ZM239 183V184H238ZM251 185V188L253 187V190H254V192L256 193H254L253 192V190H251V188L248 190V196H250V197H254L255 195L258 197V191H260V190H262V192H264V190H263V188H264V186L262 187V185H259L260 187H262V188H260V187H258L257 185ZM239 185V186H238ZM248 185V186H247ZM263 185H264V183H263ZM238 186V187H237ZM231 187H232V189H231ZM235 187H237V188H235ZM257 187V188H256ZM133 188V189H132ZM177 188H179V187H177ZM228 188V189H227ZM217 189H216V192L215 193H217L218 191H217ZM234 189V191H232ZM238 191H237V190ZM255 189H258L257 191H255ZM260 189V190H259ZM126 190V189H125ZM215 190V189H214ZM227 190H230V191H227ZM236 190V191H235ZM174 191V190H173ZM227 191V192H226ZM252 191V192H251ZM170 192V191H169ZM229 192V193H228ZM238 192V193H237ZM250 192V193H249ZM261 192V193H262ZM171 193V192H170ZM220 194H222V193H219V195ZM224 194V193H223ZM235 194V193H234ZM233 194V195H234ZM246 194V193H245ZM250 194V195H249ZM252 194H254V195H252ZM167 195V194H166ZM168 195H169V193H168ZM214 195V194H213ZM216 195V194H215ZM244 195V194H243ZM252 195V196H251ZM259 195H260V192H259ZM217 196V195H216ZM223 196V195H222ZM221 196V197H222ZM226 196V195H225ZM232 196V195H231ZM231 196H229V197H231ZM237 196V195H236ZM129 198V200L130 201H134L133 203H135L136 204V198H132V197H130V196H128ZM228 197V198H229ZM232 197H234V196H232ZM243 197V196H242ZM242 197H240L241 199H242ZM245 197V196H244ZM250 197H248V198H250ZM256 197V198H257ZM216 198H218V197H216ZM224 198H226V197H224ZM228 198L227 199H225V200H228ZM256 198L254 197V201H252L253 203L256 201ZM121 199V200H120ZM132 199V200H131ZM222 199V198H221ZM237 199V198H236ZM263 199H264V196H263ZM217 200V199H216ZM230 200H232L231 198L228 200V201H230ZM159 201V200H158ZM160 201H161V199H160ZM246 201V200H245ZM244 201V203H243V205L244 204H246L245 206H246V209H247V207H249V206H252L251 205V199H247V202H249L248 204H250V205H248L247 204V202H245ZM263 201V200H262ZM110 202H112V201H110ZM110 202H109V204H110ZM115 202V201H114ZM115 202V203H116ZM123 202V201H122ZM218 202H219V200H218ZM227 202V201H226ZM125 203V202H124ZM124 203H122V205L124 204ZM129 203V202H128ZM217 203V202H216ZM232 203H234V200H233V202ZM252 203V204H253ZM135 204H130L129 206H131V205H135ZM147 205H149L148 203H146ZM146 204L144 205L145 207H147L146 206ZM156 204V203H155ZM206 204V203H205ZM218 204V203H217ZM236 204V203H235ZM238 204V203H237ZM255 204V203H254ZM110 205H112V203L110 204ZM107 206V207H112V206ZM113 205H115V204H113ZM117 205H118V203H117ZM116 205V206H117ZM120 205V204H119ZM211 205V204H210ZM223 206H225V207H227V203H226V205L225 204H222ZM231 204L228 202V207L230 206ZM234 205V204H233ZM239 205V204H238ZM248 205V206H247ZM121 206V205H120ZM151 206V205H150ZM158 206V207H157ZM202 206V205H201ZM204 206V205H203ZM215 206V205H214ZM218 206V205H217ZM244 206V207H245ZM258 206V205H257ZM256 206V207H257ZM264 206V205H263ZM104 207V206H103ZM190 207V208H191ZM205 208H206V210L208 209L207 208V206H204ZM204 207H202V208H204ZM208 207H211V206H208ZM244 207H242L241 209H244ZM255 207V206H254ZM255 207V208H256ZM259 207V206H258ZM257 207V208H258ZM105 208H106V206H105ZM148 208H149V206H148ZM189 208V207H188ZM199 208V207H198ZM223 208V207H222ZM230 208V207H229ZM240 208V207H239ZM239 208L237 207H235V209H236V211H237V209L239 210ZM253 208V206L251 207V209ZM255 208H253V212H255L254 211V209ZM259 208H261V206L259 207ZM197 209V208H196ZM200 209V208H199ZM211 209V210H210ZM209 210V212H207V211H204V212H206V213H213L214 214V212H213V208H210ZM224 209V208H223ZM222 209V210H223ZM234 209V208H233ZM232 209V210H233ZM251 209H248L249 211L251 210ZM203 209H201L200 211H202ZM205 210V209H204ZM216 210V209H215ZM225 210V209H224ZM229 210H231V209H229ZM228 209L226 210L227 212L229 211ZM256 210V209H255ZM182 211V210H181ZM187 211H188V209H187ZM191 211V210H190ZM199 210L197 209L194 213H197ZM217 211V210H216ZM220 211H221V209H220ZM220 211H217L218 213L220 212ZM225 211V212H226ZM245 213H239V214H241V215H239L240 216V220H239V218H237L236 219V221H238V223L239 222H244L245 220L244 219H246V216H245V218H244V216H242V215H246V211L247 210H243ZM248 211V212H249ZM258 211L260 212V209L259 210H256V213L255 214H258ZM184 212V211H183ZM225 213L226 215H228V216H231L230 214L231 213ZM232 212V211H231ZM248 212H247V214H248ZM251 212V211H250ZM253 212H251V213H253ZM187 213V212H186ZM186 213H184V214H182L181 216H183V215H186ZM190 213H193L192 211L190 212ZM194 213H193V216H194ZM201 213H203V211L201 212ZM200 212L199 213H197V214H201ZM204 214V216L206 215V217H207V215L208 214ZM210 213V214H211ZM224 213V212H223ZM233 213H234V211H233ZM236 213V212H235ZM209 214V215H210ZM250 214V213H249ZM148 215V216H149ZM191 215V214H190ZM208 215V216H209ZM212 215V214H211ZM210 215V216H211ZM215 215V214H214ZM217 215V214H216ZM221 215V214H220ZM225 215V216H226ZM236 215V214H235ZM238 215H236L237 217H239ZM259 215V214H258ZM257 215V216H258ZM187 216H188V214H187ZM192 216V215H191ZM190 216V217H191ZM202 216H203V214H202ZM202 216H201V218H202ZM203 216V217H204ZM233 216V215H232ZM241 216H242V218H244V219H242L241 218ZM264 216V215H263ZM186 217V216H185ZM199 217H200V215H199ZM223 217V216H222ZM222 217H221V219L220 220H222ZM256 217V216H255ZM151 218V219H152ZM177 218H175V220L177 219ZM187 218V217H186ZM186 218H185V220H186ZM189 218V217H188ZM192 218V217H191ZM209 218V217H208ZM220 218V217H219ZM235 218V217H234ZM234 218H232V220L234 219ZM120 219V218H119ZM118 218L114 221V224H112L111 226L110 225H106V227L105 226H101V227H98V229H97V231L95 230V233L93 234V236H90V238L88 239V241L86 240V244L89 242V245L87 244H85V241H81L80 243H78V250H76L77 248H75L74 250L73 249H71V250H73V251H70V250H66V252L67 253H65V252H63L62 253V251H65V250H62V251H58L57 253L55 252V254H51V256L49 255V254H47V255H49V256H47L46 254H45V256L44 255H42L43 257H38V259L36 260V258H34V260H36V262L34 261L33 262V264H125L126 263V261H125V258L126 257H128V255H126V253H127V250H126V248H124L122 245H121V239H122V235H119L118 234V232H117V230L119 229L118 227L120 226V225H122L121 223L123 222L121 219L119 220ZM149 219V218H148ZM164 219V220H165ZM180 219H182V218H180ZM195 219H198V217L197 218H195ZM200 219V218H199ZM198 219V220H199ZM204 219V218H203ZM212 220H213V222L215 221L216 222V220H214L215 218H211ZM224 219V218H223ZM242 219V220H241ZM259 219V218H258ZM257 219V220H258ZM154 220V219H153ZM163 220V221H164ZM174 220V221H175ZM178 220V222H179V218L177 219ZM184 220V221H185ZM201 220V219H200ZM199 220V221H200ZM204 220H208V219H204ZM203 220V221H204ZM210 220V219H209ZM212 220H210V222L212 221ZM230 220H231V218H230ZM229 220V221H230ZM152 221V220H151ZM156 221H158V219L156 220ZM163 221H162V223H163ZM234 221V220H233ZM150 222V221H149ZM153 222V221H152ZM170 222H168V223H166V220H165V223H166V225L167 224H169ZM198 221H196L194 224H197L198 225V223H197ZM205 222V221H204ZM203 222V223H204ZM214 222V223H215ZM225 222V221H224ZM151 223V222H150ZM158 223H161V221L159 222L158 221ZM165 223H163V224H165ZM172 223V222H171ZM180 223H181V220H180ZM183 223V222H182ZM185 223V222H184ZM184 223H183V225H184ZM187 223V222H186ZM189 223V222H188ZM187 223V224H188ZM213 223V224H214ZM260 223V222H259ZM258 223V224H259ZM153 224H154V222H153ZM155 224H156V222H155ZM154 224V225H155ZM162 224V225H163ZM200 224V223H199ZM201 224H202V221H201ZM210 225V223H204L203 225ZM211 224H212V222H211ZM215 224H217V223H215ZM4 225H7V226H5V227H9L10 225L9 224H4ZM123 225H125V223L123 224ZM162 225H160V226H162ZM179 225H181V224H179ZM189 225H191V224H189ZM196 225V226H197ZM203 225H201V226H203ZM182 226V225H181ZM187 226V225H186ZM195 225H193V227L192 226H189V229H188V227H183L182 226V228L180 227V229L177 231V229L178 228H176V230H175V232H173V233H171L170 232V234H169V237H168V235H166L165 234V232L163 233V234H165V238H167L166 240H167V242L169 241H171L172 239L174 240V236L176 237V236H178V235H181V236H183V238H185L186 240H187V243L189 242V244H187L188 246H189V248L188 247H184V249L186 248L187 250H188V252L190 251V252H193L194 253V256H195V252H197L198 254H196L197 256L198 255H202L203 253H204V255H205V253L208 251L207 249V251H205V252H203V243H205V242H207L208 240L207 239H209L210 240V235H212L211 234V231L212 230H214V231H217V230H215V227H213V228H211L212 230H209V226L206 228V227H196ZM212 226V225H211ZM214 226H216V225H214ZM250 227H251V225H249ZM256 226V225H255ZM121 227V226H120ZM156 227V226H155ZM154 227V228H155ZM159 227V226H158ZM158 227H156L155 228V230H157V231H155L153 228V230L157 233L158 232ZM192 227V228H191ZM249 227V228H250ZM58 228V227H57ZM251 229V228H250ZM120 230V229H119ZM118 230V231H119ZM122 230V229H121ZM152 230V231H153ZM160 230V229H159ZM162 230V229H161ZM171 230V229H170ZM255 230V229H254ZM253 230V231H254ZM153 231V232H154ZM210 231V232H209ZM221 231V233H223L224 232V230H223V232H222V230H220ZM246 231L247 230H245V233H246ZM117 232V233H116ZM151 232V231H150ZM152 232V235H151V233H150V235L148 234V236H146V237H150V236H152V238L150 237V240L148 239V238H143L144 239V241H146V244H147V246L150 244L151 245V239H153L154 238V235L156 234V233H153ZM163 232V231H162ZM119 233H121V232H119ZM125 232H123V234H124ZM210 233V234H209ZM213 233V232H212ZM225 233V232H224ZM223 233V234H224ZM160 234V233H159ZM162 234V233H161ZM173 234H174V236H173ZM215 234V233H214ZM217 234H218V236H217ZM223 234H221L222 236H220L219 235V233H218V231H217V233L215 234L217 237H219L220 236V240H219V238L217 239V243H215V244H217L216 245V247H214L215 245H214V243L213 242H211V243H213V245H211L212 246V248H210L209 250L212 252L213 251V254L215 253V252H217L218 251V253L221 251V252H223L222 250H224L225 248H224V246L225 245H227V246H231V245H234V244H232L231 242H233L234 240H232L230 243H231V245H230V243H225L224 244V242H225V238H226V236L224 237V235ZM248 234V233H247ZM250 234V235H249ZM246 237H242L244 240L243 241H238V242H240L239 244H236L235 245V250H237L236 251V253H237V255H238V257H237V259L236 260H233V261H229L230 260V258H229V256H224V259H227V258H225V257H228V261L230 262L229 264H264V220H263V222L260 224V226L258 227V229L256 230V232H252V233H249ZM214 235V236H215ZM242 235H244V233L242 234ZM33 236V235H32ZM34 236H36V235H34ZM122 236V237H121ZM181 236H178V237H181ZM215 236V237H216ZM229 236V235H228ZM157 237V236H156ZM171 237H173V238H171ZM214 237V238H215ZM241 237V236H240ZM17 238V240H15ZM15 239H13L14 241H16L15 243H16V245L17 246H15V248L16 247H18V245L19 244H21L22 242H21V240H18V237H16ZM32 238V237H31ZM34 238V237H33ZM32 238V239H33ZM142 238V237H141ZM168 238H171V239H168ZM183 238H182V240H183ZM212 238V237H211ZM2 239V238H1ZM28 239H30V238H28ZM36 239V238H35ZM142 239V240H143ZM161 239V238H160ZM159 239V240H160ZM164 239V238H163ZM149 240V242H147ZM172 240V241H173ZM177 240V239H176ZM213 240H216V239H213ZM213 240H211V241H213ZM224 240V242H222ZM228 241H230V239L228 238L227 239ZM226 240V242H228ZM14 241H12V239H10V240H8L7 242H8V244H9V242H10V244H9V248L11 249V246L14 244L15 245V243H14ZM20 241V242H19ZM161 241H162V239H161ZM12 242V243H11ZM19 242V243H18ZM162 242H164L165 243V241H162ZM161 242V243H162ZM168 242V243H169ZM174 242H176L175 240H174ZM173 242V243H174ZM181 242V241H180ZM180 242H178V244L180 243ZM235 242V241H234ZM154 243H155V241H154ZM161 243H157V245H160ZM168 243H167V246H166V243H165V245H160L159 246V249L160 248H162L161 250H159L158 249V251L160 252V251H162L161 253L162 254H160V255H162L163 257H164V259H163V264H175L174 263V261H176L175 259H176V256H175V254H174V252H171L170 250V248L172 247H174V246H168ZM171 244H173L172 242H170ZM177 243V242H176ZM210 243V242H209ZM208 243V245H210ZM1 244V243H0ZM141 244V243H140ZM146 244L145 243H143V245H144V247H146ZM170 244V245H171ZM181 244V243H180ZM179 244V246L181 247L182 246V244L180 245ZM207 244V243H206ZM229 244V245H228ZM14 245L12 246V249H13V247H14ZM142 245V244H141ZM140 245V246H141ZM142 245V246H143ZM150 245L146 248L147 250H149V247H150ZM155 244H153V246H154ZM157 245H156V248H157ZM3 246V245H2ZM141 246V247H142ZM152 246V247H153ZM184 246V245H183ZM185 246H186V243H185ZM166 247H170L169 248V250L166 248ZM180 247H178L180 250H181V253H180V250H178L177 252H179V256L178 257H180V254H182V251L184 250L183 248H180ZM207 247V246H206ZM226 247V246H225ZM1 248V250H0V255L2 254V255H4V249H2V247H0ZM164 248H166V249H164ZM204 248H205V246H204ZM208 248H209V246H208ZM223 248V249H222ZM231 248H232V246H231ZM231 248H230V251H228V252H230L231 254H233V253H235L233 250H234V248H233V250H232V252H231ZM151 249V248H150ZM183 249V250H182ZM212 249V250H211ZM226 249H228V248H226ZM142 250V249H141ZM153 250V249H152ZM172 250H174V249H172ZM176 250H177V248H176ZM2 251V252H1ZM140 251V250H139ZM201 251L203 252V253H201ZM141 252H143V250L141 251ZM145 252V251H144ZM148 252V251H147ZM209 252V251H208ZM226 252V251H225ZM227 252V254H230V253H228ZM155 253H156V250H155ZM192 253V254H193ZM158 254V253H157ZM156 254V255H157ZM191 254V253H190ZM191 254V255H192ZM207 254V253H206ZM209 254V253H208ZM208 254H207V256H208ZM216 254V253H215ZM222 254V253H221ZM220 253L219 254H216L215 255V257H212V259L214 258L215 259V261H219V258H220V256L219 255H221ZM1 255V256H2ZM53 255V256H52ZM138 255H140L139 253H138ZM177 255V254H176ZM183 255V254H182ZM186 255V254H185ZM224 255H226V254H224ZM236 255V254H235ZM235 255H233L235 258H236V256ZM37 256H39V255H37ZM41 256V255H40ZM142 256V255H141ZM152 256V255H151ZM186 256H188V255H186ZM196 256V257H197ZM230 256H232V255H230ZM156 257V256H155ZM162 257V258H163ZM153 258V257H152ZM151 258V259H152ZM157 258V257H156ZM159 258V257H158ZM223 258V257H222ZM140 259H142V257L140 258ZM144 259V258H143ZM150 259V260H151ZM160 259V258H159ZM181 259H182V261H183V258H181L180 257V262H181ZM224 259L222 260V264H228V261L227 260H225V261H227V262H224ZM234 259V258H233ZM129 260V259H128ZM134 260V261H133ZM131 259V261H133V262H130V263H133V264H136V262H138V261H136L135 262V260L136 259ZM146 260V259H145ZM160 261H162V260H160ZM177 261H178V258H177ZM185 261V260H184ZM236 261V262H235ZM139 262H141V261H139ZM138 262V264H141V263H139ZM186 262V261H185ZM187 262H188V259H187ZM221 262V261H220ZM153 263V262H152ZM156 263V261L154 262V264ZM214 263V261L212 262V264ZM216 263H218V262H216ZM1 264V263H0ZM28 264H30V262L28 263ZM127 264V263H126ZM146 264H149V262L147 263V261H146ZM158 264V263H157ZM177 264V263H176ZM183 264V263H182ZM220 264V263H219Z\"/></svg>",
    "mask_w": 264,
    "mask_h": 264
}]
</instances>
